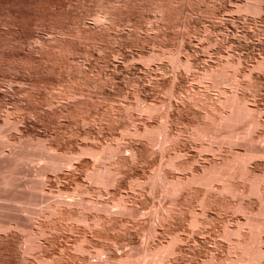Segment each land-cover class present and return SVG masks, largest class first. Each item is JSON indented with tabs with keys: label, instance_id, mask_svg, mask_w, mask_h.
Instances as JSON below:
<instances>
[{
	"label": "rangeland",
	"instance_id": "374dc122",
	"mask_svg": "<svg viewBox=\"0 0 264 264\" xmlns=\"http://www.w3.org/2000/svg\"><path fill=\"white\" fill-rule=\"evenodd\" d=\"M110 1H113V3L115 2L114 4L116 5V7L114 5H111L112 7L114 6L113 8L111 6H110V8H109V6L107 7V3L108 2L111 3ZM124 1L123 0H117V1L116 0H105V1L104 0H102V1L101 0H0V264H23V261H24V264H44L45 259L48 257L54 258L53 264H57V263L58 264H67V263L68 264H88L89 262L103 261V258L106 254H108V255L113 254V255H117L118 257L121 256V258L125 257L124 259L121 260L122 263L126 262L125 264H160V263H158V261L157 262L152 261L155 259L153 257V251H151V250L157 248L156 246H160V245L162 246L163 244L164 245L167 244V242H169L170 239H172L173 237H174L173 239L175 241L172 239L168 244H171L173 242L171 248L173 249L175 247L173 249L174 251L168 247L169 248L168 252H170V253L166 252L167 250H165V253H167V254L163 253L165 256H163V255L162 256L164 258V257H167L169 255V257L164 258V261H163L164 263L161 262V264H226L227 262H228L227 264H229V263L233 264V261H235L237 259L239 260L240 256L242 255V252L245 250V249L243 250L244 246L242 247V245H243L242 240L248 239L247 237L250 236L249 231H251L250 228H251V225H253V224H251V223H253L252 218H254L255 216L257 217V219L254 218V220H257L256 223H258V225L260 224V226L262 224V226L260 227L261 228L260 232L262 234L260 236L262 238L260 237L261 240L259 239V242L257 244H259V246L264 249V245L262 246V244L264 243V234H263L264 233V231H263L264 230L263 229L264 228V224H263L264 223V217H263L264 213L262 212L263 214H261V213L257 212L256 214L259 216H257L255 214V212L258 210L256 208H259V206H261L260 204L264 203V200H262L261 198H258L259 195H257V194H254L251 192L249 193V190H247L248 185H246L247 183L245 180H243L244 182H242V180H240L241 181L239 183L240 191H243V190L244 191L239 193V195L238 194L237 195L232 194L231 192H228V193L223 192L222 193L223 195H222L220 190L218 188H215V191H214V189H212L207 195H204V196H206L204 200H207L205 202H204V200H202L203 201L202 202L200 199L202 197L200 195V193L202 191L204 192L201 185L197 187V184H194V186L195 185L196 186L195 187L192 186V188H191L192 192L190 191V189H188V188L186 189V187H190V186L184 187L183 189L188 190V192H190L189 193L190 195L188 194V192L186 190L183 192L180 191L177 194V197L179 198V200H178V198H176L173 195L174 198L176 199L175 200L172 195L170 197L169 194L166 195L167 193H163L164 191H163L162 186L160 184L162 177L164 178L163 175L165 173H163V172H166L167 175H170L171 177L172 176L177 177L178 175L181 176V175H186V174L188 175V174H191V171H193L192 168H195V167L201 168V165H203L202 167H204V165L208 164L211 161H215V162L218 161L217 163H219L220 161L222 162L223 156L226 155V153L227 154L230 153V151H233L236 149L237 150L243 149L242 151H244V149L246 150L247 148H249L248 147L249 143L245 144V142L247 140L246 139L242 140V138L239 141H236L237 144H235L236 142H234V145L236 146V148L233 144L232 145L227 144V143L226 144L225 143L224 144L223 143H217L216 144V142H215L214 148L217 147L218 149H220L219 151H217V153H216V150H218V149L216 148V150H214L213 153H215V155H213V153H210V152H212L211 150L210 151L208 150V152H206L207 150L205 148H202V145L205 144L207 137H204V140L202 138V140L204 141L202 144L201 143L202 141L201 142L199 141L200 137L195 134V130H194L195 128L200 126V125H197L198 124V121H197L198 115L195 112L202 110L201 105L190 102V100L188 101V99L186 100V98H184L185 96L179 97L178 99H177V97H172L171 93L170 94L167 93V92H170L169 90H171V89H167V88H170L174 85V83L176 84V83H178V81L185 79L184 81H186L187 87L188 86L189 87L195 86L196 89L199 88L197 90L202 89L201 90L202 93L208 92L206 94H208V96L210 98L217 99L219 96L218 95V92H219L218 87H215V83H213L212 80H209V79L202 80V81H201V79L198 80L197 77H200V76H198L195 73L196 70L194 68H190V69H192V71L191 70L188 71V74H187L186 71H187L188 67L187 68L185 66H184L185 68L182 67V65H183L182 63H180V64H182L181 67L177 63H176L177 65L174 66V63H172V62L170 63L171 53H173V55H175V54L179 55V53H180V56L183 57L184 59H185V57L188 58V56L190 55L189 58L191 57V59H197L198 63L200 65L202 64L201 66L209 65V63L215 64L216 61L218 62V59L220 60V58H218V57H221V59H222V57H224L223 59H226L228 56H229V58H231V56L233 55L232 58L237 56V57H235V59L237 58V60H238V58H240L241 60H243V61H240L241 67L243 66L242 67L243 69H246L247 71H249V69L252 68V69H250L251 72L253 70H255L251 73V77L254 78V79L253 78H251V79H253L254 81L253 80L249 81V83H251L252 86L255 85L254 86L255 89L257 88L256 90L254 88H252V90H251L250 89L251 85H249V83H248L247 87H246L247 90L244 89V91L247 92V97H249L248 99H249L250 105L254 106L256 109L255 115L257 116V118L259 117L258 118L260 121L259 124L262 127L264 126L261 124V123L264 124V97H263L264 96V64H263V66H261V68H260V66H258L260 69H258V67L256 68L257 62H259V61L264 62V59H263L264 58V56H263L264 55V13H263L264 12L263 11L264 10V8H263L264 7V0H259V4L262 3L261 4L262 8H263L261 11L262 14L259 13V14H255V15L252 13L249 14L246 11L242 12L241 9H238L239 7L237 8V6H240L243 4L242 2H245L244 0H221V1H218V0H212V1L211 0H201L202 3L200 0H197V1L196 0H138V1L133 0L132 1L133 3L131 2V0H124ZM171 1H172V3H171ZM103 3H105L106 5ZM119 3H120V5H119ZM122 3H123V5H122ZM176 3H178V4H176ZM196 3H198L199 5ZM205 3L207 4L206 8H205V5H206ZM215 3H216V5H215ZM237 3H239V4L242 3V4L239 5ZM104 5H105V7H104ZM156 5L157 6H159V5L165 6L166 5L167 7L165 6V10H164V11H166V13L162 12L163 14H161V12H159V11H158V13L156 11H154V10H156V7H157ZM172 5H173V7H172ZM100 6H101V8H98ZM174 6H175V8H174ZM97 8H98V10H97ZM111 8H112V10H111ZM117 8H119V9H117ZM171 8L173 10L172 12H171ZM207 8H208V10H207ZM103 9L105 11L107 9V11H109L110 15H111V16H108L110 18H108V20L106 19L107 21L106 20L102 21L104 23V25L101 21H98V20L96 21L95 19H93V17L97 18L98 13L100 11H102ZM229 9H230V11H229ZM233 9L240 10V12L238 11L239 12L238 13L236 11L238 13L237 14L236 12H234ZM217 10H218V12H217ZM111 11L113 13H111ZM174 11H176V12H174ZM213 12H215L217 14L215 17H214L215 14ZM155 14H156V16H155ZM158 14H159V16H158ZM175 14H176V16H175ZM114 16H116V17H114ZM178 16L180 17V19ZM217 16H219L220 18ZM256 16H258V17H256ZM260 16H261V18H260ZM160 17H161V19H160ZM157 18L160 21H158ZM198 18H199V20H197ZM211 18H213V19H211ZM215 18L217 19V21ZM164 19L166 20V25H165ZM191 19H193V20H191ZM93 20L96 22H94ZM127 21L128 22L130 21L133 24L128 23ZM176 21H178V22H176ZM99 22H101V23H99ZM183 22L185 23V25L183 24ZM122 23H125V24H122ZM110 24H112V25H110ZM130 24H131V26H130ZM197 24H199V25L197 26ZM113 25H116L118 27V29L116 26H113ZM125 25H126V27H123ZM128 25H129L131 30H129ZM206 25L209 28H207ZM108 26H110V27H108ZM140 26H142V27H140ZM166 26H167V29H166ZM194 27H196V28H194ZM205 27L208 30L212 29V30H210L211 32L214 30L213 33L209 32V31H207V33H205L207 30ZM216 27H218V28H216ZM76 28H77V30H76ZM96 28H98V29H96ZM123 28H126V29H123ZM134 28H137V29L135 30ZM93 29H95V30H93ZM218 29H219V31H218ZM150 30L152 32H149ZM156 30H157V34H159V35L155 34ZM166 30H169V31H166ZM194 31H195V33H194ZM127 32H129V33H127ZM202 32H204V33L202 34ZM96 33H97V35H94ZM160 33H162V34H160ZM76 34H78V35H76ZM87 34L89 35V37ZM191 34L192 35L194 34V35L192 36ZM209 35L211 38L209 37ZM224 35H226V36H224ZM81 36H82V38H81ZM118 36L120 37V39ZM150 36H152V37H150ZM203 36L206 38H204ZM94 37L97 39H95ZM143 37H144V39H143ZM155 37H156V39H155ZM221 37L223 39H221ZM100 38H101V40H100ZM152 38H153V40H152ZM215 38H217V39H215ZM202 39H205V40H202ZM218 39L219 40L221 39V40L219 41ZM226 39H228V40H226ZM163 40H165L164 41L165 44H164ZM215 40H216V42H214ZM222 40H224V43L222 42ZM230 40L232 41V43L230 42ZM94 41H95V43H94ZM210 41H212V42L210 43ZM156 42H158L160 44H157ZM171 42H172V44H171ZM221 42H222V44H221ZM155 43L157 45H155ZM152 44H154V45H152ZM178 44H180V45L178 46ZM181 44H183V46H181ZM224 44H226L227 47ZM228 44H230V45H228ZM168 45H170L169 48L172 50H170L168 48ZM209 45H211V47H209L210 49L208 48ZM154 46H156V47H154ZM158 46L159 47L164 46V47L159 48ZM228 46L231 48H229ZM138 47H139V49H138ZM186 47H187V49H186ZM221 47H222V49H221ZM179 48L181 50H179ZM99 49H101L102 52ZM162 49L165 51L164 53H162L163 52ZM166 49H168V50H166ZM148 50H151V51H148ZM225 50H226V52H225ZM139 52L140 53L142 52V53L140 54ZM160 52L162 53L161 55H159ZM167 52H169V53H167ZM229 52L231 54L232 53L233 54L229 55ZM154 53H157V55ZM151 54L154 56H152ZM163 54H165V56ZM145 55L147 57H145ZM148 55H149V57L152 56V58H150V59H152L151 61H150V59L148 60ZM177 55H175V56H177ZM198 55H199V57H198ZM216 55H217V57H216ZM160 56H162V57H160ZM209 56H211L212 59ZM143 57L145 59L147 58V61ZM143 59L145 60V62ZM163 59H165L166 61ZM167 59H170V60H168L169 62L167 61ZM213 60H215V61H213ZM148 61H150V62H148ZM252 63L253 64L256 63L255 66ZM165 65H166V68H165ZM159 66L161 67L160 69H159ZM178 66H179V69L176 68ZM72 67H74V68H72ZM78 69L79 70L81 69L80 73H79ZM106 72H108V73L110 72V73L108 74ZM177 72H179V73L177 74ZM193 72H194V74L197 75V77L196 76L192 77V75L194 76ZM104 74L105 75L107 74V75L105 76ZM92 75H94V76H92ZM96 75H97V77H95ZM184 75L186 76V78ZM88 76H90L92 78H90ZM108 76H110V78ZM85 77H86V79H85ZM166 77L167 78L169 77L170 79L169 78L167 79ZM89 78H90V80H89ZM173 78H175V79L172 80ZM189 78H191L192 80ZM247 78L248 77L246 76L244 79L247 80ZM93 80H95V81L97 80L96 81L97 83ZM99 80H100V82H99ZM77 81H79V82H77ZM158 81H161V82L158 83ZM168 81H170V82H168ZM173 81H175V82H173ZM199 81L202 82V84ZM204 81H205V83H204ZM247 82H248V80H247ZM90 83H92V84H90ZM104 83H106V84H104ZM76 85H78V86H76ZM168 85H171V86L167 87ZM98 86L100 88L102 86L103 87L100 89ZM162 86H163V88H162ZM226 86H228V85H226ZM155 87H157V88L155 89ZM259 87H260V90H258ZM136 88H138V89L136 90ZM204 88L205 89L208 88V89L204 90ZM215 88H216V90H215ZM248 89H249V91H248ZM253 90L255 93L252 92ZM138 91L141 94L138 93ZM155 91H158V92L156 93ZM123 92H125L126 94ZM164 93L167 96L163 95ZM137 94H139V99H135L138 97V96H136ZM157 94L159 96H157ZM133 95H134V97H133ZM141 96H143V97H141ZM126 97L127 98L129 97L128 100ZM250 97H251V99H250ZM180 98H181V100H180ZM130 99L133 101L131 102ZM144 99H146L147 101L145 100L146 101L145 102ZM138 100H139V102H138ZM176 100H178L180 102H178ZM125 102H126V104H125ZM176 102L178 103V105ZM251 102L254 105L251 104ZM150 103H152V105H154V104L159 105L158 111H156V113L154 112L155 115L148 113L145 110L142 111L144 109V106L146 104H150ZM76 104H78V105H76ZM79 104L81 105V107ZM109 104H111V105H109ZM134 104L135 105L137 104V105L135 106ZM183 104H184V106H183ZM130 105H132V106L130 107ZM191 105H192V107H191ZM108 106H110V107H108ZM111 106H113V107L111 108ZM90 108H92V109H90ZM172 108H173V110H172ZM177 108H178V110H177ZM133 109H134V111H131ZM167 109H169V110H167ZM257 109H258V111H257ZM139 110H140L141 114L138 113ZM180 110H181V112H180ZM194 110H195V112H194ZM75 111H77V113ZM141 111L145 112V114H143ZM165 111H166V113H165ZM130 112H132L133 114ZM177 112H179L180 115ZM258 112H260V113H258ZM86 113L89 114L90 116L85 115ZM102 113L104 115H102ZM77 114H79V115H77ZM117 114H120V115H117ZM165 114L167 117H164ZM258 114L260 116H258ZM140 115H142V116H140ZM145 115H146V117H145ZM152 115H154L153 118H150V117H152ZM168 115H169V117H168ZM190 116H191V118H190ZM109 117H112V118H109ZM192 117H193V119H192ZM120 118H123V119H120ZM167 118L168 119L170 118L169 121L166 120ZM87 120H89V121H87ZM178 120H180V121H178ZM103 121H105L106 123ZM149 121L151 123H154L156 121L155 123H158V124L160 122H161V124L165 123V126L163 124L162 125L160 124L164 128L167 127L166 125L169 126V127H167L168 129L167 128H165V129H167V131L170 132L171 134L173 133L172 136H174L176 140H174V142H172L174 138H172V136H171L170 139L172 141L168 143L169 148L167 147V150L162 151L163 144H161V143L163 141L161 139V136L154 137L153 136L154 134H151V136H149L150 133L144 134V135L142 133L141 134L142 136L140 134H138L139 136L137 137V133L131 132V135L128 134L129 131H131V129H129V128H132V126H133V128H132V131H133L136 127H138V126L140 127V125L144 126V125H147L148 123L150 124ZM82 122H84V123L82 124ZM145 122H146V124H145ZM166 122H167V124H166ZM191 122H193V123H191ZM86 123H88L89 125H86ZM90 123H91V126H90ZM118 123H122V124H118ZM135 123L137 124L136 127H135ZM180 123H182V124H180ZM81 124L83 126L84 125H86V126H84V128H83V126ZM106 124H107V126H106ZM169 124H171V125H169ZM244 124L247 125V123L245 122L243 124L242 123L240 124L242 126H240V125L239 126L244 127ZM99 126H101L102 128ZM239 126H237V130L240 132L243 130V128H240ZM261 126H259V128H261ZM127 128H128V130H127ZM259 128L256 127V129H255L256 131H253L254 133L256 132L255 134L253 133L255 139L258 137L256 139L257 141L254 140L255 143L253 142L251 144L252 146L255 147V149L250 144H249V146L252 147L255 151H256V146H257V152H260L261 156L262 155L264 156V147H263L264 146V136H260V134L261 135L264 134L263 133L264 127L261 129H259ZM169 129H170V131H169ZM175 129H177L176 130L177 132L175 131ZM110 130H112V131H110ZM122 131H123V133H122ZM126 131H127V133H126ZM193 131H194V134L196 135V137L198 136L199 138L196 139L195 135L193 134ZM174 134H176V135H174ZM191 134H193V135H191ZM241 134H242V132L240 133V135ZM83 135L87 136V138L89 137L90 140L84 138ZM127 135H129L130 137ZM145 135H146V137H145ZM118 136L119 137L121 136L120 140H118L119 139ZM134 136H136V137H134ZM155 136H158V135H155ZM92 137H94V139ZM117 137H118V139H117ZM137 138H139L140 141ZM156 138H158V139H156ZM194 139H196L197 141ZM129 140H131V141H129ZM135 140H136V142H135ZM117 141H119V142L121 141L120 143L118 142L117 144L121 145V143H122V146L124 147V148H121V146H120V148H119V149H121L120 152L123 149L124 150L122 151V153H119L115 148L114 150H112L113 152L111 151V152H109V155H107L108 157L110 156L109 159L104 158V159H107V161L104 159L102 160L103 157H100L101 159L99 158V160H98V158H95V156L92 152V149H90V150L88 149L91 147L93 148L95 146L96 147L102 146V144H105L104 146L112 145V144L116 145ZM240 141H242V142H240ZM96 143H98L99 145ZM126 143L128 145H126ZM159 144L162 146L160 147ZM194 144H195V146H194ZM219 144H220V146H217ZM221 144H222V146H221ZM244 144L247 146V147L245 146L246 148L242 147V146H244ZM89 145L91 147H89ZM118 145H117V147H119ZM172 145H174V146H172ZM200 145H201V148H198V147H200ZM72 146H73V149H72ZM81 146H83V147L86 146V151H85V148H82ZM182 146H183V148H182ZM232 146L234 148L233 150L231 149ZM139 148H141V149H139ZM184 148H186V149H184ZM199 149L201 150V152ZM202 150H204V151H202ZM87 151H89L90 153ZM225 151H229V152H225ZM74 152H75V154L73 155L72 153H74ZM76 152H78V153H76ZM80 152H82V153H80ZM134 152H136V153H134ZM161 152H162V155H161ZM180 152L182 154H180ZM190 152H191V154H190ZM199 152L203 153V154L200 155ZM204 152H206V153H204ZM146 153H147V155H146ZM167 153H168V155H167ZM176 153H178V154L174 160L177 163H179V162L183 163V161H188L187 163L190 164V163H193L195 160H197V163L195 161L194 165H190L191 167L187 166V163L185 164V166L183 165L182 167H181L182 164L178 165V167H181V168L173 166L175 168L174 169L173 167L170 166V163H168L169 162L168 158L173 156V155H176ZM185 153H187V154H185ZM88 154L90 157L88 156ZM170 154H171V156H170ZM204 154H205V156H204ZM140 155H142V156H140ZM164 155H165V157H164ZM179 155H181L180 157L183 156V161H182V158L181 159H180V157L178 158ZM199 155H200V157H198ZM114 156H116V157H114ZM159 156L162 157V159ZM258 156L259 157L256 156L255 158H253L255 160H253V161H252V159L250 160L249 167L251 168V166H252L251 169H255L256 171H257V169H259L257 172L261 173V174L263 173V175H264V157L262 156L260 158L259 153H258ZM91 158H93V159H91ZM110 158H112V159L115 158V160L113 161ZM130 158H132V159H130ZM221 158H222V160H221ZM256 158H258V159H256ZM94 159H97L98 161H100V163L98 164V161L97 160L95 161ZM166 159H167V161H166ZM119 160H121V162H120L119 166H116L115 162H117ZM207 160H208V162H207ZM131 161H133V162H131ZM110 162H112V163H110ZM113 162H114V168H116L114 170V172L112 171L113 172L112 174L109 173L106 176L107 180H105V183L103 185L98 184V182H97V184H98L97 185L95 183L97 181L96 176L92 173L93 170L95 169L94 171L102 172L103 170H105L104 166L106 164L107 165L113 164ZM166 162L168 165H164V163H166ZM94 163H96V165H93ZM258 163H260V164H258ZM159 165H163V166H159ZM167 166H170L171 168L170 167L168 168ZM192 166H194V167H192ZM96 167H97V169H96ZM111 167H112V165H111ZM187 167H188L189 171L188 170L186 171ZM101 168H103V169H101ZM183 168H184V170H183ZM91 169H93L92 172L90 171ZM172 169H174V170H172ZM140 173H141V175H140ZM173 173H174V175H173ZM177 173H178V175H177ZM115 174H119L118 175V178H120L119 180H117L118 178ZM123 174L125 177L123 176ZM109 175H110V177H108ZM167 175L165 177H167ZM138 176H139V178H138ZM170 176H168V177H170ZM131 178L133 179L132 182L130 180ZM142 179L144 180V182H142L143 181ZM159 179H161V180L158 182ZM113 180L114 181L116 180L117 183L114 182ZM134 180H135V182H134ZM137 180L141 181V182H136ZM263 180H264V178H263ZM110 181H111V183H109ZM112 182H114L115 185H113ZM129 182L132 186H133L132 183H135V184L137 183L138 185L139 184H142V185L138 186L137 184L136 185L134 184V186L132 187L129 184ZM122 183H123V185H122ZM156 183H157V186H156ZM244 183H246V184H244ZM111 184L115 187L113 188V186ZM125 184L127 187L125 186ZM77 185H79V186H77ZM130 186H131V189L129 188ZM87 187H89V188H87ZM123 187H125V189ZM117 188H118V190H117ZM244 188L247 190V192H245L246 190ZM91 189H92V191H91ZM194 190H195V192H194ZM218 190L220 193L219 192L217 193ZM154 191H155V193H154ZM77 192H79V193L77 194ZM124 192H125V194H124ZM127 192H128V194H127ZM89 193H92V194H89ZM121 193H123V194H121ZM79 194L80 195L82 194V196H80ZM88 194H89V197H88ZM95 194H98V195H95ZM196 194L199 195L200 198H198V196H196ZM204 194H206V192H204ZM227 194H228V196L226 197ZM250 194L252 196L254 195L255 197L254 196L252 197ZM73 195H75V196H73ZM119 195H121L122 198H123V196L124 197L126 196L123 199L126 201L129 209L126 208L125 210L120 211L119 207H115V204H116L115 201H117L116 197L121 198ZM242 195L245 196L246 199H243ZM247 195H249L251 198H248L249 196H247ZM84 196H87V197H84ZM94 196L98 197V198H95ZM194 196H196V197H194ZM214 196H215V198H214ZM232 196H233V198H231ZM236 196L237 197L240 196L241 198H236ZM80 197L82 198L81 200H80ZM163 197L164 198L166 197L165 199H167V200H164L165 202H163V199H164ZM169 197L172 199L171 202H170ZM184 197H186V200H184L185 199ZM158 198L161 199V201ZM234 198H235V200L237 199L238 201H235ZM217 199H221V200L217 201ZM222 200H224V201H222ZM225 200H226V203H225ZM113 201H114V203H113ZM172 201H173V204H175L174 202L176 201L177 206L172 204V206H173L172 207L170 204V203H172ZM178 201H181V202H178ZM243 201H245V202H243ZM102 202L104 205L102 204ZM129 202H132V203L129 204ZM198 202L201 203L200 206L201 205L204 206V209H203V207H200L198 205ZM152 203H153V206H151ZM202 203H205L207 205V207L205 204L203 205ZM238 203H240V204H238ZM241 203H242V205H241ZM158 204H159L160 208L158 207ZM168 204H169V206H168ZM246 204L248 207L246 206ZM132 205H133V207H132ZM184 205H185V207H184ZM208 205H209V208H208ZM237 205L240 206V208H239L240 212L239 213H238L239 210H238ZM244 205L247 208H245ZM75 206H77V207H75ZM164 206H165V209L162 210L164 208ZM58 207H59V210L62 209V208L60 209V207H63L64 210L70 209L71 210V216H70V214L69 215L66 214L67 216H63V215L58 216L57 214H54L55 212L53 210L55 208H57L56 210H57V212H59ZM174 207H176V208L178 207L179 210H178V208L174 209ZM187 207H189V208H187ZM191 207H192V209H191ZM227 207L229 210L231 209L230 214H228L229 211H227ZM234 207L235 208L237 207V208L235 209ZM241 207H243L244 209ZM116 208H118L119 210H117ZM201 208H202V211L204 210V212H201ZM92 209L95 210V212L93 211L94 213H92ZM114 209H116V210H114ZM155 209H157V211ZM169 209H170V212H167V210L169 211ZM180 209H181V211H180ZM250 209H252V211ZM108 210H109V213H108ZM191 210L196 211L195 213L194 212L191 213L192 216H190L191 214H188ZM232 210L235 214L232 212ZM97 211H99V212H97ZM161 211H164V212L162 213ZM242 211H243V213H241ZM250 211L252 212L253 215L250 213ZM253 211H254V213H253ZM151 212L153 214H151ZM166 212H167V215H165ZM219 212H220V214H219ZM245 212L246 213L248 212V213L246 214ZM72 213H73V215H72ZM115 213H117V215ZM168 213H170L169 216H168ZM197 213L198 214L200 213L199 215L202 217L198 218ZM212 213H213V215H212ZM232 213H233V215H232ZM52 214H54V215H52ZM162 214L164 215V217H162L163 216ZM171 214H173V215H171ZM248 214H250L249 215L250 218H249ZM159 215H161V216H159ZM244 215H247V216L245 217ZM68 216H70V217H68ZM213 216H214V218H213ZM226 216H227V218H226ZM49 217L52 220L49 219ZM103 217H106V218H103ZM159 217H161L162 220ZM192 217L194 218L193 220L190 219ZM195 217H196V219H195ZM247 217H248V219H247ZM98 218L102 219L103 221L101 222V220H99ZM111 218H113V219L115 218V220L117 219L118 222L114 220L115 222L113 221V223H112V221L108 220ZM163 218H164V220H163ZM197 218H198V220H197ZM159 219H160V221H159ZM225 219H226V221H225ZM250 219H252V220H250ZM258 219H259V222H258ZM67 220H70V221H68V224H67ZM119 220H122V221H119ZM190 220L192 221V223H189ZM236 220L238 222H241L242 220L246 221V222H241V225H239L240 223L237 224ZM90 221L93 222L94 225ZM97 221H98V223H97ZM161 221H163V222H161ZM229 221L231 223H229ZM103 222H105V223H103ZM160 222L163 224H161ZM185 222H187V223H185ZM201 222H202L203 226L205 227V229H204V227H201V225H202ZM223 222H225V223H223ZM157 223H159V225ZM188 223L191 224L193 229L191 228V226ZM220 223H222V224H220ZM100 224L103 227V229H102V227L99 228ZM120 224H121V227H120ZM192 224L193 225L195 224L196 226H193ZM122 225H124V226H122ZM197 225H198V227H197ZM245 225H246V229H245ZM94 226H95V228H94ZM39 227H40V229L42 228V230L44 231L43 234L44 235L46 234V237L43 234L41 235V233L43 232L42 230H41V232H38V230L40 231ZM91 227L93 229H91ZM182 227L184 230H182ZM187 227L188 228L190 227V228L188 229ZM43 228H46V229H43ZM50 228H53V229H50ZM69 228H71V229H69ZM155 228L156 229L158 228L157 232H156ZM173 228H175V229H173ZM198 228L201 230H198ZM47 229H48V231H47ZM194 229H195V231H194ZM234 229L236 230V233L234 232L235 231ZM239 230H240V233L242 235L239 232L237 234V231H239ZM178 231H179V233L183 232L182 233L183 235L182 234L178 235ZM184 231H186V232H184ZM87 232H88V234H87ZM112 232H113V234H111ZM230 232L233 236L230 234ZM226 233H227V235H226ZM248 233H249V236H248ZM151 234H152V237H151ZM222 234H223V236L225 235L226 238L221 236ZM47 235L48 236L51 235V236L48 237ZM84 235H86V236H84ZM98 235H101V236H98ZM176 235L178 236L179 240H178ZM102 236H104V237H102ZM230 236H232L233 238ZM239 236L240 237L243 236L244 238L241 239ZM80 237L84 241H82V239ZM237 237L240 238L241 240L238 239ZM78 239L79 240L81 239L80 241H78L79 245L83 244L82 246L87 248V249L78 248V247H80L79 245L77 246V243H78L77 240ZM149 239H150V241H149ZM228 239H229V242H228ZM181 240H182V242H180ZM207 240H208V242H207ZM230 240H234V241H232V243H234V244L230 243L231 242ZM238 240H240V241H238ZM211 241H213V242H211ZM235 241H238L239 243L235 242ZM83 242H86V243H83ZM175 242H177L178 246H176L177 244ZM179 242H180V244H179ZM89 243H90V245H88ZM216 243H218V244H216ZM205 244H206V246H203ZM220 244L223 246H221ZM238 244H239V247H238ZM32 245H33V248L31 247ZM228 245H230V246H228ZM44 246L46 248H44ZM66 246L68 248H66ZM100 246H102V247L104 246L102 249L103 251L100 249ZM111 246H112V248H111ZM132 246H133V248H132ZM59 247L61 249L62 248H64V249L61 250ZM91 247H92V249L89 250V248H91ZM130 247L133 251H130L131 250ZM240 247H242V248L240 249ZM30 248H31V254H30V250H28ZM35 248H37V250ZM135 248H137V249H135ZM234 248L236 251L234 250ZM33 249L36 250L37 252L34 251ZM78 249L79 250L82 249L83 251L82 250L79 251ZM99 249H100V251H98ZM128 249H129V251H128ZM165 249H167V248H165ZM180 249H181V251H180ZM24 250H25V252H23ZM45 250H47V251H45ZM66 250H67V252H66ZM73 250L77 251V253H75V251L73 252ZM85 250H89V251H87V254L84 252ZM204 250L206 252H204ZM210 250H211L212 254L210 253ZM229 250H231V251H229ZM28 251H29V253H27ZM223 251H224V253H223ZM62 252L64 254H62ZM101 252H105V254H103L102 257H99V254ZM174 252H176V255H174L175 254ZM234 252H235V254H234ZM69 253H71V254H69ZM80 253L82 255L84 254L85 256L84 255L81 256ZM148 253H149V255L147 256ZM236 253L237 254L241 253V255L239 256V254H238L239 257H236L237 256ZM244 253H245V251H244ZM144 254H146V256H144ZM246 254L249 255L250 253L249 254L246 253ZM246 254L242 255V257H241L242 259L240 258L241 259V260H239L240 262L243 259H245L242 261L241 264H259L260 263L259 256L256 255L258 257V259H257V257L248 258V256ZM29 255H31V256L29 257ZM32 255L34 256L33 258H32ZM70 255H72V256H70ZM129 255H130V257H129ZM172 255H174V256H172ZM260 255H261L260 257H261L262 261H264V259L262 258V257H264L263 253ZM57 256H58V258H57ZM61 256L64 258H61ZM68 256H70L71 258ZM73 256H75V257H73ZM141 258L143 259V261ZM163 258H162V260H163ZM232 258H237V259H232ZM30 259H32V261ZM40 259H41V261L43 260L42 261L43 263L42 262L40 263ZM49 259H51V258H49ZM57 259L59 261H57ZM139 259H141V260H139ZM79 260H81V261H79ZM56 261H57V263H56ZM121 261H117V263H114V264H119ZM239 261H238V263L236 261L235 262L237 264H240ZM262 261L260 264H264V262H262ZM25 262H27V263H25ZM47 262L45 264H49L50 260L48 263ZM50 264H52V263H50Z\"/></svg>",
	"mask_w": 264,
	"mask_h": 264
},
{
	"label": "bare ground",
	"instance_id": "6f19581e",
	"mask_svg": "<svg viewBox=\"0 0 264 264\" xmlns=\"http://www.w3.org/2000/svg\"><path fill=\"white\" fill-rule=\"evenodd\" d=\"M102 1V0H101ZM105 1V0H104ZM117 1V0H116ZM124 1V0H123ZM133 0H131V2H132ZM136 1V0H135ZM138 1V0H137ZM197 1V0H196ZM201 1V0H200ZM212 1V0H211ZM218 1H221V0H218ZM245 2H242V3H240V4H242V5H240L239 3H237V4H239L240 6H237V8L238 9H241V11L243 12V11H246L247 13H252V14H262L261 13V11H262V9L264 8H262V3L261 4H259V0H244ZM94 2V1H93ZM97 2V1H96ZM111 3H107V7L109 6V8H110V6L111 5H114L115 7H116V5L113 3V1H110ZM119 2V1H118ZM125 2V1H124ZM128 2V1H127ZM209 2V1H208ZM214 2V1H213ZM102 3V2H101ZM133 3V2H132ZM168 3V2H167ZM171 3H172V1H171ZM175 3V2H174ZM201 3H202V1H201ZM200 3V4H201ZM217 3V2H216ZM216 3H215V5H216ZM95 4V3H94ZM103 4H105V3H103ZM109 4V5H108ZM176 4H178V3H176ZM196 4H198V3H196ZM206 4V3H205ZM101 5V4H100ZM106 5V4H105ZM105 5H104V7H105ZM119 5H120V3H119ZM122 5H123V3H122ZM181 5V4H180ZM199 5V4H198ZM202 5V4H201ZM212 5V4H211ZM221 5V4H220ZM92 6V5H91ZM95 6V5H94ZM113 6V7H114ZM155 6V5H154ZM157 6V5H156ZM166 6V5H165ZM165 6L164 5H159V6H157L156 7V10H154V11H156L157 13H158V11L159 12H161V14H163L164 12L166 13V11H164L165 10ZM206 6H207V4L205 5V8H206ZM214 6V5H213ZM103 7V6H102ZM112 7V6H111ZM112 7V8H113ZM122 7V6H121ZM167 7V6H166ZM172 7H173V5H172ZM180 7V6H179ZM194 7V6H193ZM196 7V6H195ZM201 7V6H200ZM203 7V6H202ZM98 8H101V6L100 7H98ZM98 8H97V10H98ZM112 8H111V10H112ZM150 8V7H149ZM152 8V7H151ZM170 8V7H169ZM174 8H175V6H174ZM204 8V7H203ZM94 9V8H93ZM117 9H119V8H117ZM167 9V8H166ZM180 9V8H179ZM211 9V8H210ZM214 9V8H213ZM224 9V8H223ZM227 9V8H226ZM96 10V11H97ZM104 10V9H103ZM100 11L99 13H98V16H97V18L95 17H93V19H95L96 21L98 20V21H104V20H108V18H110V17H108V16H111L110 15V12L109 11H107V9H106V11L104 10V11ZM110 10V9H109ZM168 10V9H167ZM201 10V9H200ZM206 10V9H205ZM207 10H208V8H207ZM219 10V9H218ZM218 10H217V12H218ZM228 10V9H227ZM226 10V11H227ZM234 10V12H240V10H235V9H233ZM232 10V11H233ZM170 11V10H169ZM173 10H172V8H171V12H172ZM224 11V10H223ZM229 11H230V9H229ZM264 11V10H263ZM95 12V11H94ZM119 12V11H118ZM117 12V13H118ZM163 12V13H162ZM174 12H176V11H174ZM173 12V13H174ZM205 12V11H204ZM207 12V11H206ZM225 12V11H224ZM236 12V13H237ZM238 12V13H239ZM96 13V14H97ZM111 13H113L112 11H111ZM168 13V12H167ZM215 15H214V17L217 15L215 12H213ZM221 13V12H220ZM237 13V14H238ZM245 13V12H244ZM264 13V12H263ZM115 14V13H114ZM169 14V13H168ZM223 14V13H222ZM246 14V13H245ZM240 15V14H239ZM248 15V14H247ZM152 16V15H151ZM155 16H156V14H155ZM158 16H159V14H158ZM175 16H176V14H175ZM242 16V15H241ZM114 17H116V16H114ZM169 17V16H168ZM179 17V16H178ZM177 17V18H178ZM217 17H219V16H217ZM250 17V16H249ZM256 17H258V16H256ZM113 18V17H112ZM163 18V17H162ZM193 18V17H192ZM196 18V17H195ZM220 18V17H219ZM218 18V19H219ZM260 18H261V16H260ZM158 19V18H157ZM160 19H161V17H160ZM179 19H180V17H179ZM211 19H213V18H211ZM216 19V18H215ZM253 19V18H252ZM106 20V21H107ZM112 20V19H111ZM114 20V19H113ZM165 20V19H164ZM163 20V21H164ZM185 20V19H184ZM183 20V21H184ZM191 20H193V19H191ZM197 20H199V18L197 19ZM249 20V19H248ZM94 21V20H93ZM96 21H94V22H96ZM156 21V20H155ZM158 21H160L159 19H158ZM162 21V20H161ZM168 21V20H167ZM173 21V20H172ZM171 21V22H172ZM188 21V20H187ZM213 21V20H212ZM216 21H217V19H216ZM220 21V20H219ZM101 22H99V23H101ZM112 22V21H111ZM114 22V21H113ZM128 22V21H127ZM176 22H178V21H176ZM181 22V21H180ZM185 22V21H184ZM183 22V24L185 25V23ZM192 22V21H191ZM253 22V21H252ZM98 23V24H99ZM103 23V22H102ZM128 23H132V22H128ZM95 24V23H94ZM97 24V23H96ZM106 24V23H105ZM122 24H125V23H122ZM133 24V23H132ZM103 25H104V23H103ZM110 25H112V24H110ZM162 25V24H161ZM165 25H166V20H165ZM169 25V24H168ZM174 25V24H173ZM189 25V24H188ZM194 25V24H193ZM192 25V26H193ZM199 24H197V26H198ZM217 25V24H216ZM93 26V25H92ZM113 26H116V25H113ZM130 26H131V24H130ZM133 26V25H132ZM178 26V25H177ZM191 26V25H190ZM195 26V25H194ZM214 26V25H213ZM89 27V26H88ZM100 27V26H99ZM108 27H110V26H108ZM117 27V26H116ZM123 27H126V25L125 26H123ZM128 27H129V25H128ZM140 27H142V26H140ZM171 27V26H170ZM186 27V26H185ZM201 27V26H200ZM204 27V26H203ZM206 27H207V25H206ZM205 27V28H206ZM212 27V26H211ZM90 28V27H89ZM95 28V27H94ZM122 28V27H121ZM188 28V27H187ZM194 28H196V27H194ZM207 28H209V27H207ZM206 28V29H207ZM213 28V27H212ZM216 28H218V27H216ZM84 29V28H83ZM96 29H98V28H96ZM103 29V28H102ZM117 29H118V27H117ZM123 29H126V28H123ZM135 30L137 29V28H134ZM133 29V30H134ZM151 29V28H150ZM154 29V28H153ZM158 29V28H157ZM163 29V28H162ZM166 29H167V26H166ZM169 29V28H168ZM189 29V28H188ZM205 29V30H206ZM215 29V28H214ZM222 29V28H221ZM76 30H77V28H76ZM86 30V29H85ZM88 30V29H87ZM92 30V29H91ZM93 30H95V29H93ZM111 30V29H110ZM129 30H131L130 29V27H129ZM141 30V29H140ZM160 30V29H159ZM186 30V29H185ZM192 30V29H191ZM202 30V29H201ZM210 30H212V29H207L206 30V32L205 33H207V31H209V32H211ZM89 31V30H88ZM103 31V30H102ZM106 31V30H105ZM118 31V30H117ZM116 31V32H117ZM161 31V30H160ZM166 31H169V30H166ZM165 31V32H166ZM214 31V30H213ZM213 31L211 32V33H213ZM218 31H219V29H218ZM92 32V31H91ZM108 32V31H107ZM111 32V31H110ZM119 32V31H118ZM117 32V33H118ZM123 32V31H122ZM139 32V31H138ZM148 32V31H147ZM149 32H152L151 30L149 31ZM154 32V31H153ZM164 32V31H163ZM187 32V31H186ZM197 32V31H196ZM201 32V31H200ZM208 32V33H209ZM216 32V31H215ZM222 32V31H221ZM94 33V32H93ZM104 33V32H103ZM115 33V32H114ZM127 33H129V32H127ZM142 33V32H141ZM168 33V32H167ZM194 33H195V31H194ZM204 32H202V34H203ZM224 33V32H223ZM110 34V33H109ZM119 34V33H118ZM155 34H157V30L155 31ZM160 34H162V33H160ZM199 34V33H198ZM201 34V33H200ZM70 35V34H69ZM74 35V34H73ZM76 35H78V34H76ZM80 35V34H79ZM88 35V34H87ZM94 35H97V33L96 34H94ZM100 35V34H99ZM116 35V34H115ZM124 35V34H123ZM148 35V34H147ZM157 35H159V34H157ZM166 35V34H165ZM168 35V34H167ZM190 35V34H189ZM192 35V34H191ZM194 35V34H193ZM192 35V36H193ZM229 35V34H228ZM71 36V35H70ZM102 36V35H101ZM104 36V35H103ZM108 36V35H107ZM120 36V35H119ZM118 36V37H119ZM137 36V35H136ZM139 36V35H138ZM155 36V35H154ZM164 36V35H163ZM199 36V35H198ZM217 36V35H216ZM224 36H226V35H224ZM77 37V36H76ZM88 37H89V35H88ZM96 37V36H95ZM94 37V38H95ZM141 37V36H140ZM147 37V36H146ZM150 37H152V36H150ZM204 37V36H203ZM209 37H210V35H209ZM219 37V36H218ZM223 37V36H222ZM221 37V39H223ZM228 37V36H227ZM73 38V37H72ZM81 38H82V36H81ZM109 38V37H108ZM117 38V37H116ZM115 38V39H116ZM139 38V37H138ZM142 38V37H141ZM140 38V39H141ZM202 38V37H201ZM204 38H206V37H204ZM211 38V37H210ZM233 38V37H232ZM236 38V37H235ZM85 39V38H84ZM95 39H97V38H95ZM99 39V38H98ZM119 39H120V37H119ZM139 39V40H140ZM143 39H144V37H143ZM142 39V40H143ZM147 39V38H146ZM149 39V38H148ZM155 39H156V37H155ZM209 39V38H208ZM215 39H217V38H215ZM220 39V40H221ZM237 39V38H236ZM80 40V39H79ZM100 40H101V38H100ZM117 40V39H116ZM152 40H153V38H152ZM202 40H205V39H202ZM212 40V39H211ZM219 40V39H218ZM219 40V41H220ZM226 40H228V39H226ZM232 40V39H231ZM230 40V42L232 43V41ZM106 41V40H105ZM135 41V40H134ZM137 41V40H136ZM159 41V40H158ZM165 40H163V42H164ZM208 41V40H207ZM206 41V42H207ZM239 41V40H238ZM91 42V41H90ZM153 42V41H152ZM176 42V41H175ZM183 42V41H182ZM186 42V41H185ZM212 41H210V43H211ZM214 42H216V40L214 41ZM222 42L224 43V40H222ZM222 42H221V44H222ZM64 43V42H63ZM94 43H95V41H94ZM157 44H160V43H158V42H156ZM155 43V45H157ZM189 43V42H188ZM209 43V44H210ZM226 43V42H225ZM229 43V42H228ZM234 43V42H233ZM102 44V43H101ZM162 44V43H161ZM164 44H165V42H164ZM171 44H172V42H171ZM170 44V45H171ZM187 44V43H186ZM213 44V43H212ZM216 44V43H215ZM240 44V43H239ZM97 45V44H96ZM152 45H154V44H152ZM170 45H168V48H169V46ZM180 44H178V46H179ZM189 45V44H188ZM205 45V44H204ZM220 45V44H219ZM224 45H226V44H224ZM228 45H230V44H228ZM243 45V44H242ZM98 46V45H97ZM166 46V45H165ZM172 46V45H171ZM181 46H183V44H181ZM154 47H156V46H154ZM159 47V46H158ZM160 47H162V46H160ZM159 47V48H160ZM164 47V46H163ZM162 47V48H163ZM209 47H211V45H209L208 46V48ZM223 47V46H222ZM222 47H221V49H222ZM226 47H227V45H226ZM229 47V46H228ZM183 48V47H182ZM229 48H231V47H229ZM228 48V49H229ZM65 49V48H64ZM137 49V48H136ZM138 49H139V47H138ZM142 49V48H141ZM170 49V48H169ZM184 49V48H183ZM186 49H187V47H186ZM210 49V48H209ZM208 49V50H209ZM99 50H101V49H99ZM105 50V49H104ZM163 50V49H162ZM166 50H168V49H166ZM170 50H172V49H170ZM169 50V51H170ZM179 50H181L180 48H179ZM189 50V49H188ZM220 50V49H219ZM148 51H151V50H148ZM193 51V50H192ZM207 51V50H206ZM211 51V50H210ZM216 51V50H215ZM101 52H102V50H101ZM153 52V51H152ZM157 52V51H156ZM165 51L163 50V52L162 53H164ZM171 52V51H170ZM220 52V51H219ZM225 52H226V50H225ZM104 53V52H103ZM140 53V52H139ZM142 53V52H141ZM140 53V54H141ZM161 52H160V54L159 55H161L162 54ZM167 53H169V52H167ZM179 53V52H178ZM189 53V52H188ZM196 53V52H195ZM100 54V53H99ZM102 54V53H101ZM139 54V55H140ZM149 54V53H148ZM153 54V53H152ZM151 54V55H152ZM154 54H156L157 55V53H154ZM175 54V53H174ZM187 54V53H186ZM222 54V53H221ZM231 53L229 52V55H230ZM233 54V53H232ZM231 54V55H232ZM147 55V54H146ZM145 55V57H147ZM155 55V56H156ZM164 56H165V54H163ZM170 55V54H169ZM172 55V56H171ZM171 55H170V57H171V60L170 59H167V61L168 60H170V63L172 62V63H174V66L175 65H179L180 67H181V65H182V67H188L187 68V74H188V71H192V69H190V68H194L196 71H195V73L198 75V76H200V77H197V75L196 74H194V72H193V74H194V76L192 75V77H197L198 78V80H200L201 79V81L202 80H206V79H209V80H212L213 81V83H215V87H218V98L217 99H212V98H210L209 96H208V94H206V93H208V92H201V90H197V89H199V88H195V86L194 87H187V83H186V81H184L183 79L182 80H180V81H178V83H174V85L172 86V87H170V88H167V89H171V90H169L170 92H167L168 94H172V97H177V99L179 98V97H184V98H186V100L188 99V101L190 100V102H193V103H196V104H199V105H201V108H202V110H199V111H197V112H195V110H194V112L195 113H197V115H198V124L197 125H200V126H198L197 128H195L194 130H195V134L196 135H198L197 137H196V135L194 134V131H193V134L195 135V137H196V139L197 138H199V141L203 144V140H204V137H207V140H206V142H205V144H201L202 145V148H205L207 151L206 152H208V150L210 151H212V152H210V153H213L214 152V150H216V148H214V144H215V142H216V144L217 143H227V144H230V145H234V142H236V141H239L241 138H242V140L243 139H246L247 141L245 142V144L246 143H249L250 145L254 142L255 143V141H257L256 139L258 138H256L255 139V137H254V135H253V131H256L255 129H256V127L257 128H259V126H261L259 123H260V121H259V117L257 118V116L255 115V107L254 106H251L250 105V102H249V97H247V92H245L244 91V89H246V87H247V84L249 83V81H252L254 78L253 77H251V73L253 72V71H255V70H253L252 72L250 71V69H252V68H248L249 69V71H247L246 69H243L242 67H241V62L240 61H243V60H241L240 58H238V60H237V58L235 59V57H237V56H235L234 58H232V56H231V58H229V56L226 58V59H223L224 57H222V59H221V57H218V58H220V60L218 59V62L216 61V63L215 64H210L209 63V65H205V66H201L199 63H198V61H197V59H191V57L189 58V56H188V58L187 57H185V59L183 58V57H181L180 56V53H179V55H177V54H175V55H177V56H175V55H173V53H171ZM182 55V54H181ZM197 55V54H196ZM211 55V54H210ZM228 55V54H227ZM226 55V56H227ZM238 55V54H237ZM101 56V55H100ZM142 56V55H141ZM144 56V55H143ZM152 56H154V55H152ZM152 56L151 57H149V55H148V60L150 59V58H152ZM163 56V57H164ZM221 56V55H220ZM223 56V55H222ZM246 56V55H245ZM244 56V57H245ZM264 56V55H263ZM157 57V56H156ZM159 57V56H158ZM160 57H162V56H160ZM169 57V56H168ZM181 57V58H180ZM194 57V56H193ZM198 57H199V55H198ZM207 57V56H206ZM210 58H211V56H209ZM216 57H217V55H216ZM144 58V57H143ZM167 58V57H166ZM187 58V59H186ZM204 58V57H203ZM243 58V57H242ZM253 58V57H252ZM145 59V58H144ZM143 59V60H144ZM154 59V58H153ZM212 59V58H211ZM216 59V58H215ZM246 59V58H245ZM251 59V58H250ZM249 59V60H250ZM264 59V58H263ZM262 59V60H263ZM146 61H147V58L145 59ZM145 60H144V62H145ZM152 59H150V61H151ZM163 60H165V59H163ZM199 60V59H198ZM205 60V59H204ZM257 60V59H256ZM259 60V59H258ZM150 61H148V62H150ZM166 61V60H165ZM207 61V60H206ZM213 61H215V60H213ZM84 62V61H83ZM82 62V63H83ZM169 62V61H168ZM246 62V61H245ZM147 63V62H146ZM177 63V64H176ZM180 63H182V64H180ZM79 64V63H78ZM77 64V65H78ZM208 64V63H207ZM243 64V63H242ZM248 64V63H247ZM253 64V63H252ZM256 64V63H255ZM255 64H253L254 66H255ZM263 64H264V62L263 61H259V62H257V66H256V68L258 67V66H260V68H261V66H263ZM76 65V66H77ZM173 65V64H172ZM252 65V66H253ZM80 66V65H79ZM78 66V67H79ZM82 66V65H81ZM84 66V65H83ZM161 66V65H160ZM159 66V69L161 68ZM164 66V65H163ZM179 66L178 67H176L177 69H179ZM85 67V66H84ZM184 67V68H185ZM247 67V66H246ZM72 68H74V67H72ZM71 68V69H72ZM76 68V67H75ZM165 68H166V65H165ZM183 68V69H184ZM259 67H258V69H260ZM182 69V70H183ZM189 69V70H188ZM81 70V69H80ZM80 70L78 69V71H79V73H80ZM186 70V69H185ZM104 71V70H103ZM102 71V72H103ZM194 71V70H193ZM100 72V71H99ZM116 72V71H115ZM164 72V71H163ZM182 72V71H181ZM78 73V72H77ZM106 73H108V72H106ZM110 73V72H109ZM108 73V74H109ZM179 72H177V74H178ZM191 73V72H190ZM102 74V73H101ZM100 74V75H101ZM113 74V73H112ZM192 74V73H191ZM105 75V74H104ZM107 75V74H106ZM105 75V76H106ZM114 75V74H113ZM92 76H94V75H92ZM180 76V75H179ZM185 76V75H184ZM244 76V77H243ZM248 77L247 78V80H248V82H247V80L246 79H244L245 77ZM250 76V77H249ZM253 76V75H252ZM88 77H90V76H88ZM95 77H97V75L95 76ZM109 78H110V76H108ZM107 77V78H108ZM191 77V76H190ZM90 78H92V77H90ZM90 78H89V80H90ZM167 78V77H166ZM169 78V77H168ZM167 78V79H168ZM185 78H186V76H185ZM196 78V79H197ZM251 78H253V79H251ZM85 79H86V77H85ZM100 79V78H99ZM170 79V78H169ZM175 78H173L172 80H174ZM189 79H191V78H189ZM251 79V80H250ZM84 80V79H83ZM88 80V79H87ZM192 80V79H191ZM93 81H95V80H93ZM97 81V80H96ZM95 81V82H96ZM163 81V80H162ZM254 81V80H253ZM76 82V81H75ZM77 82H79V81H77ZM99 82H100V80H99ZM159 82H161V81H158V83ZM168 82H170V81H168ZM173 82H175V81H173ZM172 82V83H173ZM198 82V81H197ZM200 82V81H199ZM81 83V82H80ZM97 83V82H96ZM103 83V82H102ZM165 83V82H164ZM194 83V82H193ZM201 84H202V82H200ZM204 83H205V81H204ZM212 83V84H213ZM257 83V82H256ZM74 84V83H73ZM84 84V83H83ZM86 84V83H85ZM90 84H92V83H90ZM101 84V83H100ZM104 84H106V83H104ZM169 84V83H168ZM190 84V83H189ZM196 84V83H195ZM228 85V86H226V85ZM159 85V84H158ZM157 85V86H158ZM166 85V84H165ZM214 85V84H213ZM249 85H251L252 86V84L251 83H249ZM248 85V86H249ZM76 86H78V85H76ZM88 86V85H87ZM91 86V85H90ZM106 86V85H105ZM161 86V85H160ZM169 86H171V85H168L167 87H169ZM198 86V85H197ZM202 86V85H201ZM206 86V85H205ZM250 86V89L252 90V88H254L255 89V85L254 86H252L251 87ZM257 86V85H256ZM95 87V86H94ZM99 87V86H98ZM103 87V86H102ZM101 87V88H102ZM159 87V86H158ZM200 87V86H199ZM211 87V86H210ZM97 88V87H96ZM100 88V87H99ZM100 88V89H101ZM157 87H155V89H156ZM162 88H163V86H162ZM201 88V87H200ZM249 88V87H248ZM104 89V88H103ZM102 89V90H103ZM138 88H136V90H137ZM206 89H208V88H206ZM205 88H204V90H206ZM211 89V88H210ZM257 89V88H256ZM255 89V90H256ZM153 90V89H152ZM215 90H216V88H215ZM247 90V89H246ZM258 90H260V87H259V89ZM126 91V90H125ZM164 91V90H163ZM200 91V92H199ZM208 91V90H207ZM248 91H249V89H248ZM156 93L158 92V91H155ZM165 92V91H164ZM252 92H254V90L252 91ZM251 92V93H252ZM258 92V91H257ZM123 93H125V92H123ZM129 93V92H128ZM127 93V94H128ZM132 93V92H131ZM138 93H140L139 91H138ZM143 93V92H142ZM166 93V94H167ZM210 93V92H209ZM249 93V92H248ZM255 93V92H254ZM253 93V94H254ZM260 93V92H259ZM126 94V93H125ZM130 94V93H129ZM141 94V93H140ZM154 94V93H153ZM152 94V95H153ZM160 94V93H159ZM131 95V94H130ZM163 95H165V93L163 94ZM212 95V94H211ZM252 95V94H251ZM128 96V95H127ZM136 96H138L137 98H135V99H139V94H137ZM144 96V95H143ZM143 96H141V97H143ZM157 96H159L158 94H157ZM165 96H167V95H165ZM133 97H134V95H133ZM214 97V96H213ZM253 97V96H252ZM264 97V96H263ZM127 98V97H126ZM129 98V97H128ZM128 98H127V100H128ZM151 98V97H150ZM149 98V99H150ZM161 98V97H160ZM171 98V97H170ZM183 98V99H184ZM255 98V97H254ZM257 98V97H256ZM262 98V97H261ZM142 99V98H141ZM156 99V98H155ZM159 99V98H158ZM162 99V98H161ZM250 99H251V97H250ZM69 100V99H68ZM131 100V99H130ZM129 100V101H130ZM143 100V99H142ZM141 100V101H142ZM146 99H144V101H145ZM153 100V99H152ZM151 100V101H152ZM180 100H181V98H180ZM255 100V99H254ZM83 101V100H82ZM86 101V100H85ZM133 100H131V102H132ZM147 101V100H146ZM145 101V102H146ZM159 101V100H158ZM168 101V100H167ZM176 101H178V100H176ZM185 101V100H184ZM114 102V101H113ZM138 102H139V100H138ZM155 102V101H154ZM163 102V101H162ZM178 102H180V101H178ZM254 102V101H253ZM81 103V102H80ZM83 103V102H82ZM116 103V102H115ZM122 103V102H121ZM148 103V102H147ZM167 103V102H166ZM170 103V102H169ZM177 103V102H176ZM182 103V102H181ZM192 103V104H193ZM255 103V102H254ZM84 104V103H83ZM112 104V103H111ZM111 104H109V105H111ZM123 104V103H122ZM125 104H126V102H125ZM130 104V103H129ZM141 104V103H140ZM165 104V103H164ZM163 104V105H164ZM186 104V103H185ZM251 104H253L252 102H251ZM73 105V104H72ZM76 105H78V104H76ZM80 105V104H79ZM114 105V104H113ZM124 105V104H123ZM135 105V104H134ZM137 105V104H136ZM135 105V106H136ZM177 105H178V103H177ZM190 105V104H189ZM254 105V104H253ZM122 106V105H121ZM120 106V107H121ZM132 105H130V107H131ZM134 106V107H135ZM141 106V105H140ZM158 104L156 105V104H154V105H152V103H150V104H146L145 106H144V109L142 110V111H147L148 113H151V114H154V112L156 113V111H158ZM183 106H184V104H183ZM194 106V105H193ZM258 106V105H257ZM80 107H81V105H80ZM85 107V106H84ZM108 107H110V106H108ZM113 106H111V108H112ZM119 107V108H120ZM133 107V108H134ZM162 107V106H161ZM170 107V106H169ZM190 107V106H189ZM191 107H192V105H191ZM196 107V106H195ZM117 108V107H116ZM115 108V109H116ZM123 108V107H122ZM139 108V107H138ZM137 108V109H138ZM262 108V107H261ZM76 109V108H75ZM90 109H92V108H90ZM131 109V108H130ZM83 110V109H82ZM117 110V109H116ZM121 110V109H120ZM124 110V109H123ZM126 110V109H125ZM128 110V109H127ZM136 110V109H135ZM167 110H169V109H167ZM172 110H173V108H172ZM177 110H178V108H177ZM103 111V110H102ZM114 111V110H113ZM119 111V110H118ZM122 111V110H121ZM131 111H134V109L133 110H131ZM141 111V112H142ZM175 111V110H174ZM188 111V110H187ZM257 111H258V109H257ZM76 113H77V111H75ZM89 112V111H88ZM91 112V111H90ZM104 112V111H103ZM107 112V111H106ZM112 112V111H111ZM115 112V111H114ZM129 112V111H128ZM136 112V111H135ZM134 112V113H135ZM162 112V111H161ZM172 112V111H171ZM180 112H181V110H180ZM71 113V112H70ZM73 113V112H72ZM83 113V112H82ZM92 113V112H91ZM130 113H132V112H130ZM137 113V112H136ZM138 113H140V110H139V112ZM143 114H145V112H142ZM165 113H166V111H165ZM178 114H179V112H177ZM188 113V112H187ZM258 113H260V112H258ZM75 114V113H74ZM81 114V113H80ZM114 114V113H113ZM133 114V113H132ZM141 114V113H140ZM162 114V113H161ZM164 114V113H163ZM189 114V113H188ZM77 115H79V114H77ZM85 115H89V114H85ZM102 115H104L103 113H102ZM101 115V116H102ZM117 115H120V114H117ZM147 115V114H146ZM146 115H145V117H146ZM150 115V114H149ZM148 115V116H149ZM155 115V114H154ZM154 115H152V117H150V118H153V116ZM175 115V114H174ZM173 115V116H174ZM180 115V114H179ZM186 115V114H185ZM196 115V114H195ZM90 116V115H89ZM97 116V115H96ZM140 116H142V115H140ZM151 116V115H150ZM172 116V117H173ZM258 116H260L259 114H258ZM115 117V116H114ZM113 117V118H114ZM136 117V116H135ZM138 117V116H137ZM144 117V116H143ZM142 117V118H143ZM157 117V116H156ZM164 117H167L166 116V114H165V116ZM163 117V118H164ZM168 117H169V115H168ZM186 117V116H185ZM189 117V116H188ZM82 118V117H81ZM96 118V117H95ZM99 118V117H98ZM109 118H112V117H109ZM108 118V119H109ZM116 118V117H115ZM118 118V117H117ZM155 118V117H154ZM160 118V117H159ZM181 118V117H180ZM183 118V117H182ZM187 118V117H186ZM190 118H191V116H190ZM86 119V118H85ZM106 119V118H105ZM120 119H123V118H120ZM149 119V118H148ZM156 119V118H155ZM161 119V118H160ZM159 119V120H160ZM170 119V118H169ZM169 119L167 118L166 120H168L169 121ZM188 119V118H187ZM192 119H193V117H192ZM195 119V118H194ZM84 120V119H83ZM96 120V119H95ZM112 120V119H111ZM114 120V119H113ZM129 120V119H128ZM132 120V119H131ZM139 120V119H138ZM174 120V119H173ZM87 121H89V120H87ZM109 121V120H108ZM107 121V122H108ZM121 121V120H120ZM123 121V120H122ZM153 121V120H152ZM178 121H180V120H178ZM86 122V121H85ZM92 122V121H91ZM95 122V121H94ZM103 122H105V121H103ZM111 122V121H110ZM114 122V121H113ZM118 122V121H117ZM135 122V121H134ZM150 122V121H149ZM156 122V121H155ZM151 123L150 122V124L148 123L147 125H144V126H141L140 124V127L138 126V127H136V123H135V129L132 131V128H133V126H132V128H129V129H131V131H129V133L128 134H130L131 135V132L132 133H137V137L139 136L138 134H142L143 133V135L144 134H149L150 133V135L149 136H151V134H154L153 136L154 137H159V136H161V139H162V143L161 144H163V146L162 145H160V147L162 146V151L163 150H167V147L169 148V142H171L172 140L170 139L171 138V136H172V134L170 133V132H168L167 131V127H169L168 125H166L167 127H165V128H167V129H165L163 126H161L162 124L165 126V123H162L161 124V122L158 124V123ZM172 122V121H171ZM184 122V121H183ZM247 123V125L246 124H244V127H240V126H242V125H240L241 123L243 124V123ZM84 122H82V124H83ZM89 123V122H88ZM88 123H86V125H89ZM98 123V122H97ZM106 123V122H105ZM115 123V122H114ZM123 123V122H122ZM122 123H118V124H122ZM127 123V122H126ZM179 123V122H178ZM191 123H193V122H191ZM81 124V125H82ZM101 124V123H100ZM108 124V123H107ZM107 124H106V126H107ZM134 124V123H133ZM145 124H146V122H145ZM161 124V125H160ZM166 124H167V122H166ZM180 124H182V123H180ZM262 125H264L263 123H261ZM86 125H84V126H86ZM169 125H171V124H169ZM179 125V124H178ZM190 125V124H189ZM188 125V126H189ZM192 125V124H191ZM194 125V124H193ZM196 125V126H197ZM240 125V126H239ZM246 125V126H245ZM83 126V125H82ZM84 126H83V128H84ZM90 126H91V123H90ZM94 126V125H93ZM113 126V125H112ZM111 126V127H112ZM129 126V125H128ZM195 126V127H196ZM237 126H239L240 128H243V130L242 131H238L237 130ZM99 127H101V126H99ZM173 127V126H172ZM180 127V126H179ZM178 127V128H179ZM191 127V126H190ZM264 127V126H263ZM262 126H261V128H263ZM93 128V127H92ZM102 128V127H101ZM100 128V129H101ZM120 128V127H119ZM124 128V127H123ZM128 128H127V130H128ZM261 128H259V129H261ZM122 129V128H121ZM239 129V128H238ZM83 130V129H82ZM109 130V129H108ZM119 130V129H118ZM125 130V129H124ZM177 129H175V131H176ZM240 130V129H239ZM263 130V129H262ZM106 131V130H105ZM110 131H112V130H110ZM169 131H170V129H169ZM223 131V132H222ZM258 131V130H257ZM260 131V130H259ZM93 132V131H92ZM177 132V131H176ZM242 132V134L240 135V133ZM122 133H123V131H122ZM126 133H127V131H126ZM256 133V132H255ZM254 133V134H255ZM264 133V132H263ZM83 134V133H82ZM90 134V133H89ZM193 134H191V135H193ZM91 135V134H90ZM113 135V134H112ZM116 135V134H115ZM122 135V134H121ZM133 135V134H132ZM135 135V134H134ZM155 135H158V136H155ZM174 135H176V134H174ZM84 136V138H86V139H89V137L87 138V136H85V135H83ZM92 136V135H91ZM124 136V135H123ZM126 136V135H125ZM127 136H129V135H127ZM142 136V135H141ZM140 136V137H141ZM148 136V135H147ZM256 136V135H255ZM260 136H264V134L263 135H261L260 134ZM114 137V136H113ZM119 137V136H118ZM118 137H117V139H118ZM121 137V136H120ZM120 137H119V139L118 140H120ZM130 137V136H129ZM128 137V138H129ZM134 137H136V136H134ZM144 137V136H143ZM145 137H146V135H145ZM93 139H94V137H92ZM125 138V137H124ZM142 138V137H141ZM172 138H174L173 139V141L172 142H174V140H176L175 139V137L174 136H172ZM202 138H203V140H202ZM137 139H139V138H137ZM136 139V140H137ZM143 139V138H142ZM145 139V138H144ZM153 139V138H152ZM151 139V140H152ZM156 139H158V138H156ZM160 139V140H161ZM196 139H194V140H196ZM90 140V139H89ZM124 140V139H123ZM136 140H135V142H136ZM255 140V141H254ZM116 141V140H115ZM114 141V142H115ZM129 141H131V140H129ZM138 141V140H137ZM139 141H140V139H139ZM158 141V140H157ZM197 141V140H196ZM220 141V142H219ZM99 142V141H98ZM113 142V143H114ZM119 141H117L116 142V145H107V146H104L105 144H102V146H98L99 144L98 143H96V144H98L97 146L98 147H91L90 145H89V147H91V148H88L89 150L90 149H92V152H93V154H94V156H95V158H98V160H99V158L100 157H103L102 158V160L104 159V158H107V159H109V157L107 156V155H109V152H111L112 150H114L115 148H116V150L119 152V153H122V151L124 150H122L121 152H120V150L121 149H119L120 148V146H121V148H124L123 146H122V143H121V145H118L117 143H118ZM121 142V141H120ZM119 142V143H120ZM123 142V141H122ZM133 142V141H132ZM176 142V141H175ZM240 142H242V141H240ZM87 143V142H86ZM140 143V142H139ZM158 143V142H157ZM95 144V145H96ZM131 144V143H130ZM129 144V145H130ZM138 144V143H137ZM175 144V143H174ZM178 144V143H177ZM176 144V145H177ZM235 144H237V142L235 143ZM241 144V143H240ZM244 144V146H242V147H244V148H246L247 146ZM249 144H248V147L249 148H247L246 150L244 149V151H242V150H233L234 148H233V146L231 147V149L233 150V151H230V153H226V155H224L223 156V160H222V158H221V160H222V162L220 161L219 163H217V162H215V161H211V162H209L208 164H206V165H204V167H202L203 165H201V168L200 167H195V168H192V170L193 171H191V174H186V175H181V176H179L178 175V173H177V177H171L170 175H167V173L166 172H163V173H165L166 175H167V177H165L166 175L164 174L163 176H164V178L162 177V180L161 179H159L158 180V182L160 181V184H161V186H162V189H163V193H167L166 195H168L169 194V196L171 197V195L173 196H175L176 198H178L177 197V194L180 192V191H185L187 188L188 189H190V191H191V188H192V186H194V184H197V187L198 186H200L201 185V187L203 188V190H204V192H206V194H204V192L201 194L200 192V195L202 196L201 198H200V196L199 195H197L198 193V191L196 192L197 194H196V196H198V198H200L201 199V201L202 200H204L205 199V197L206 196H204V195H207L212 189H214V191H215V188H218L219 190H220V192H221V194L223 193V192H231L232 194H238L239 195V193H241V192H243V191H240V185H239V183L241 182L240 180H242V182H244L243 180H245L246 181V183H244V184H246V185H248V189L247 190H249V193L251 192V193H254V194H257V195H259V197L258 198H261L262 200H264V180H263V178H264V175H263V173L261 174V173H258L257 171L259 170V169H257V171L255 170V169H251L252 168V166H251V168L249 167V162H250V160L252 159V161L253 160H255V159H253V158H255L256 156L257 157H259L258 156V153H259V155H260V158L263 156H261V154H260V152H257V146H256V151L254 150L255 149V147L254 146H252V147H254V149L252 148V147H250L249 146ZM84 145V144H83ZM117 145L119 146V147H117ZM124 145V144H123ZM126 145H128L127 143H126ZM132 145V144H131ZM135 145V144H134ZM133 145V146H134ZM193 145V144H192ZM201 145H200V147H198V148H201ZM229 145V146H230ZM239 145V144H238ZM237 145V146H238ZM243 145V144H242ZM255 145V144H254ZM258 145V144H257ZM88 146V145H87ZM125 146V145H124ZM138 146V145H137ZM172 146H174V145H172ZM171 146V147H172ZM194 146H195V144H194ZM217 146H220V144L219 145H217ZM221 146H222V144H221ZM228 146V147H229ZM235 146V145H234ZM246 146V147H245ZM79 147V146H78ZM82 148H85V151H86V146H81ZM187 147V146H186ZM193 147V146H192ZM264 147V146H263ZM119 150H118V149ZM128 148V147H127ZM133 148V147H132ZM182 148H183V146H182ZM194 148V147H193ZM197 148V147H196ZM221 148V147H220ZM226 148V147H225ZM235 148H236V146H235ZM239 148V147H238ZM72 149H73V146H72ZM134 149V148H133ZM139 149H141V148H139ZM171 149V148H170ZM178 149V148H177ZM184 149H186V148H184ZM218 149V148H217ZM230 149V150H231ZM75 150V149H74ZM115 150V151H116ZM183 150V149H182ZM181 150V151H182ZM200 150V149H199ZM220 149H218V150H216V153H217V151H219ZM223 150V149H222ZM228 150V149H227ZM69 151V150H68ZM84 151V150H83ZM82 151V152H83ZM136 151V150H135ZM145 151V150H144ZM155 151V150H154ZM153 151V152H154ZM158 151V150H157ZM175 151V150H174ZM173 151V152H174ZM184 151V150H183ZM198 151V150H197ZM202 151H204V150H202ZM261 151V150H260ZM82 152H80V153H82ZM87 152H89V151H87ZM86 152V153H87ZM113 152V151H112ZM152 152V153H153ZM172 152V153H173ZM176 152V151H175ZM200 152H201V150H200ZM199 152V154L201 155V154H203V153H200ZM206 152H204V153H206ZM222 152V151H221ZM225 152H229V151H225ZM263 152V151H262ZM71 153V152H70ZM76 153H78V152H76ZM90 153V152H89ZM108 153V154H107ZM134 153H136V152H134ZM138 153V152H137ZM159 153V152H158ZM171 153V154H172ZM184 153V152H183ZM219 153V152H218ZM73 155L75 154V152L74 153H72ZM84 154V153H83ZM92 154V153H91ZM112 154V153H111ZM110 154V155H111ZM142 154V153H141ZM171 154H170V156H171ZM175 154V153H174ZM177 154L178 153H176V155H173V156H171V157H169L168 159H169V162L168 163H170V166L171 167H178V165H181V167L184 165L185 166V164L188 162V161H183V156L182 157H180L181 155H179L178 156V158L180 157V159L182 158V161H183V163H177V162H175V158H176V156H177ZM180 154H182L181 152H180ZM185 154H187V153H185ZM190 154H191V152H190ZM197 154V153H196ZM208 154V153H207ZM257 154V155H256ZM68 155V154H67ZM72 155V156H73ZM120 155V154H119ZM132 155V154H131ZM146 155H147V153H146ZM145 155V156H146ZM156 155V154H155ZM160 155V154H159ZM161 155H162V152H161ZM167 155H168V153H167ZM184 155V154H183ZM198 155V154H197ZM200 155L198 156V157H200ZM212 155V154H211ZM213 155H215V153H213ZM220 155V154H219ZM88 156H89V154H88ZM87 156V157H88ZM93 156V155H92ZM113 156V155H112ZM111 156V157H112ZM117 156V155H116ZM116 156H114V157H116ZM125 156V155H124ZM140 156H142V155H140ZM139 156V157H140ZM185 156V155H184ZM204 156H205V154H204ZM90 157V156H89ZM148 157V156H147ZM160 157V156H159ZM164 157H165V155H164ZM168 157V156H167ZM208 157V156H207ZM210 157V156H209ZM212 157V156H211ZM217 157V156H216ZM264 157V156H263ZM94 158V157H93ZM93 158H91V159H93ZM113 158V157H112ZM112 158H110V159H112ZM133 158V157H132ZM132 158H130V159H132ZM143 158V157H142ZM161 159H162V157H160ZM186 158V157H185ZM184 158V159H185ZM189 158V157H188ZM192 158V157H191ZM220 158V157H219ZM101 159V158H100ZM107 159H104V160H106L107 161ZM117 159V158H116ZM120 159V158H119ZM129 159V158H128ZM145 159V158H144ZM159 159V158H158ZM194 159V158H193ZM256 159H258V158H256ZM95 161L97 160V159H94ZM97 160V161H98ZM113 161L115 160V158L114 159H112ZM135 160V159H134ZM133 160V161H134ZM160 160V159H159ZM178 160V159H177ZM192 160V159H191ZM195 160V159H194ZM199 160V159H198ZM206 160V159H205ZM261 160V159H260ZM111 161V160H110ZM133 161H131V162H133ZM136 161V160H135ZM165 161V160H164ZM166 161H167V159H166ZM196 161V163H197V160H195ZM195 161L193 162V163H190V164H188L187 163V166H189V167H191L190 165H194V163H195ZM85 162V161H84ZM87 162V161H86ZM103 162V161H102ZM120 162H121V160H119V161H117V162H115L116 164V166H119V164H120ZM126 162V161H125ZM130 162V161H129ZM128 162V163H129ZM160 162V161H159ZM185 162V163H184ZM199 162V161H198ZM207 162H208V160H207ZM89 163V162H88ZM91 163V162H90ZM97 163V162H96ZM96 163H94L93 165H96ZM100 163V161H98V164ZM106 163V162H105ZM110 163H112V162H110ZM254 163V162H253ZM256 163V162H255ZM97 164V165H98ZM122 164V163H121ZM132 164V163H131ZM130 164V165H131ZM134 164V163H133ZM258 164H260V163H258ZM87 165V164H86ZM91 165V164H90ZM105 165V164H104ZM107 165V164H106ZM104 166V169L105 170H103L102 172H99V171H94L93 169H91L90 171L92 172V170H93V174L96 176V184H97V182H98V184H104L105 183V180H107L106 179V176L109 174V173H113L114 172V170L116 169V168H114V162H113V164H109V165H107V166ZM111 165H112V167H111ZM128 165V164H127ZM164 165H168L167 164V162L166 163H164ZM92 166V165H91ZM103 166V165H102ZM115 166V167H116ZM159 166H163V165H159ZM170 166H167L168 168L170 167ZM255 166V165H254ZM253 166V167H254ZM88 167V166H87ZM123 167V166H122ZM121 167V168H122ZM131 167V166H130ZM170 167V168H171ZM173 167V168H174ZM181 167H178V168H181ZM192 167H194V166H192ZM90 168V167H89ZM88 168V169H89ZM119 168V167H118ZM117 168V169H118ZM124 168V167H123ZM160 168V167H159ZM163 168V167H162ZM161 168V169H162ZM261 168V167H260ZM96 169H97V167H96ZM101 169H103V168H101ZM125 169V168H124ZM131 169V168H130ZM175 169V168H174ZM174 169H172V170H174ZM190 169V168H189ZM129 170V169H128ZM137 170V169H136ZM182 170V169H181ZM183 170H184V168H183ZM182 170V171H183ZM188 170V167H187V169H186V171ZM113 171V172H112ZM122 171V170H121ZM125 171V170H124ZM138 171V170H137ZM165 171V170H164ZM181 171V172H182ZM189 171V170H188ZM118 172V171H117ZM172 172V171H171ZM177 172V171H176ZM260 172V171H259ZM137 173V172H136ZM183 173V172H182ZM110 174V175H111ZM170 174V173H169ZM110 175L108 176V177H110ZM116 176H117V178H118V175L119 174H115ZM121 175V174H120ZM131 175V174H130ZM129 175V176H130ZM140 175H141V173H140ZM139 175V176H140ZM173 175H174V173H173ZM123 176H124V174H123ZM139 176H138V178H139ZM168 176H170V177H168ZM125 177V176H124ZM132 177V176H131ZM136 177V176H135ZM116 178V179H117ZM120 178H118L117 180H119ZM125 179V178H124ZM131 180V182L133 181V179L131 178L130 179ZM136 180V179H135ZM135 180H134V182H135ZM143 180V179H142ZM114 181V180H113ZM107 182V181H106ZM114 182H116V180L114 181ZM114 182H112V184L113 185H115L114 184ZM120 182V181H119ZM136 182H141V181H136ZM142 182H144V180L142 181ZM157 182V183H158ZM109 183H111V181L109 182ZM117 183V182H116ZM124 183V182H123ZM123 183H122V185H123ZM157 183H156V186H157ZM97 184V185H98ZM111 184V185H112ZM129 184H130V182H129ZM133 184V186H134V184L135 183H132ZM137 184V183H136ZM135 184V185H136ZM112 185V186H113ZM131 185V184H130ZM138 185V184H137ZM139 185H142V184H139ZM138 185V186H139ZM204 187H203V186ZM242 185V184H241ZM77 186H79V185H77ZM125 186H126V184H125ZM129 186V185H128ZM132 186V185H131ZM131 186L129 187L130 189H131ZM132 186V187H133ZM186 186H190V187H186ZM196 186V185H195ZM194 186V187H195ZM243 186V185H242ZM85 187V186H84ZM83 187V188H84ZM107 187V186H106ZM105 187V188H106ZM115 186H113V188H114ZM120 187V186H119ZM127 187V186H126ZM184 187H186V189H183ZM193 187V188H194ZM245 187V186H244ZM79 188V187H78ZM87 188H89V187H87ZM99 188V187H98ZM103 188V187H102ZM101 188V189H102ZM124 189H125V187H123ZM200 188V187H199ZM201 188V189H202ZM81 189V188H80ZM100 189V190H101ZM133 189V188H132ZM156 189V188H155ZM245 189V188H244ZM78 190V189H77ZM76 190V191H77ZM105 190V189H104ZM117 190H118V188H117ZM159 190V189H158ZM196 190V189H195ZM195 190H194V192H195ZM219 190L217 191V193L219 192ZM246 190V189H245ZM247 190L245 191V192H247ZM86 191V190H85ZM90 191V190H89ZM91 191H92V189H91ZM90 191V192H91ZM106 191V190H105ZM187 192H188V190H186ZM97 192V191H96ZM102 192V191H101ZM192 192V191H191ZM219 192V193H220ZM79 192H77V194H78ZM81 193V192H80ZM88 193V192H87ZM154 193H155V191H154ZM190 192H188V194H189ZM214 193V192H213ZM224 193V194H225ZM86 194V193H85ZM89 194H92V193H89ZM89 194H88V197H89ZM102 194V193H101ZM117 194V193H116ZM121 194H123V193H121ZM124 194H125V192H124ZM127 194H128V192H127ZM181 194V193H180ZM184 194V193H183ZM215 194V193H214ZM244 194V193H243ZM248 194V193H247ZM80 195V194H79ZM95 195H98V194H95ZM105 195V194H104ZM114 195V194H113ZM190 195V194H189ZM192 195V194H191ZM195 195V194H194ZM210 195V194H209ZM220 195V194H219ZM223 195V194H222ZM221 195V196H222ZM251 195V194H250ZM256 195V196H257ZM72 196V195H71ZM73 196H75V195H73ZM80 196H82V194L80 195ZM112 196V195H111ZM121 198H117L116 197V199H117V201H115L116 202V204H115V207H119L120 208V211L121 210H125L126 208H128V205H127V203H126V201L123 199V198H125L124 196H123V198H122V196L121 195H119ZM128 196V195H127ZM174 196H173V198H174ZM181 196V195H180ZM183 196V195H182ZM196 196H194V197H196ZM216 196V195H215ZM215 196H214V198H215ZM225 196V195H224ZM228 196V194L226 195V197ZM243 196V195H242ZM247 196H249V195H247ZM252 196V195H251ZM254 196V195H253ZM252 196V197H253ZM84 197H87V196H84ZM95 197V196H94ZM110 197V196H109ZM169 197V199H170V202H171V198ZM191 197V196H190ZM211 197V196H210ZM209 197V198H210ZM255 197V196H254ZM95 198H98V197H95ZM164 198V197H163ZM166 198V197H165ZM163 199V202H165L164 200H167V199ZM185 198V199H184ZM183 199L184 200H186V197H184ZM193 198V197H192ZM208 198V197H207ZM219 198V197H218ZM231 198H233V196L231 197ZM236 198H241L240 196H236ZM248 198H251L250 196L248 197ZM247 198V199H248ZM257 198V197H256ZM82 198L80 197V200H81ZM85 199V198H84ZM87 199V198H86ZM159 199V198H158ZM175 199V198H174ZM173 199V200H174ZM212 199V198H211ZM223 199V198H222ZM225 199V198H224ZM243 199H246L245 198V196H243ZM72 200V199H71ZM74 200V199H73ZM78 200V199H77ZM79 200V201H80ZM88 200V199H87ZM104 200V199H103ZM160 201H161V199H159ZM158 200V201H159ZM176 200V199H175ZM178 200H179V198H178ZM188 200V199H187ZM192 200V199H191ZM214 200V199H213ZM212 200V201H213ZM220 201L221 199H217V201ZM234 200H235V198H234ZM251 200V199H250ZM258 200V199H257ZM256 200V201H257ZM89 201V200H88ZM101 201V200H100ZM108 201V200H107ZM111 201V200H110ZM131 201V200H130ZM147 201V200H146ZM159 201V202H160ZM195 201V200H194ZM200 201V200H199ZM200 201V202H201ZM205 201H207V200H204V202ZM222 201H224V200H222ZM235 201H238L237 199L235 200ZM253 201V200H252ZM63 202V201H62ZM65 202V201H64ZM78 202V201H77ZM98 202V201H97ZM96 202V203H97ZM178 202H181V201H178ZM203 202V201H202ZM209 202V201H208ZM241 202V201H240ZM243 202H245V201H243ZM242 202V203H243ZM262 202V201H261ZM66 203V202H65ZM82 203V202H81ZM84 203V202H83ZM106 203V202H105ZM113 203H114V201H113ZM132 202H129V204H131ZM169 203V202H168ZM175 204H173V201H172V203H170L171 204V206H172V204L173 205H176V201L174 202ZM196 203V202H195ZM217 203V202H216ZM221 203V202H220ZM225 203H226V200H225ZM232 203V202H231ZM242 203H241V205H242ZM248 203V202H247ZM253 203V202H252ZM255 203V202H254ZM74 204V203H73ZM102 204H103V202H102ZM110 204V203H109ZM145 204V203H144ZM163 204V203H162ZM185 204V203H184ZM192 204V203H191ZM200 204L201 203H199L198 202V205L200 206ZM203 205L205 204V203H202ZM238 204H240V203H238ZM260 204V203H259ZM62 205V204H61ZM60 205V206H61ZM71 205V204H70ZM104 205V204H103ZM107 205V204H106ZM114 205V204H113ZM206 205V204H205ZM221 205V204H220ZM219 205V206H220ZM226 205V204H225ZM249 205V204H248ZM261 206H259V208H256V209H258L256 212H255V214L258 212V213H261V214H263L264 213V203L263 204H260ZM64 206V205H63ZM78 206V205H77ZM77 206H75V207H77ZM94 206V205H93ZM92 206V207H93ZM144 206V205H143ZM151 206H153V203H152V205ZM150 206V207H151ZM156 206V205H155ZM168 206H169V204H168ZM170 206V207H171ZM177 206V205H176ZM192 206V205H191ZM197 206V205H196ZM195 206V207H196ZM217 206V205H216ZM218 206V207H219ZM223 206V205H222ZM221 206V207H222ZM238 206V205H237ZM246 206H247V204H246ZM65 207V206H64ZM69 207V206H68ZM74 207V206H73ZM101 207V206H100ZM112 207V206H111ZM132 207H133V205H132ZM158 207H159V204H158ZM173 207V206H172ZM179 207V206H178ZM177 207V208H178ZM184 207H185V205H184ZM183 207V208H184ZM200 207H203V209H204V206H200ZM206 207H207V205H206ZM217 207V208H218ZM244 207H245V205H244ZM248 207V206H247ZM247 207H245V208H247ZM256 207V206H255ZM62 208V209H61ZM143 208V207H142ZM156 208V207H155ZM160 208V207H159ZM176 207H174V209H175ZM176 208V209H177ZM187 208H189V207H187ZM194 208V207H193ZM208 208H209V205H208ZM235 208V207H234ZM237 208V207H236ZM235 208V209H236ZM240 206H238V213L240 212ZM241 208H243V207H241ZM57 208H55L53 211L55 212L54 214H57L58 216L59 215H63V216H67L66 214H70V216H71V210L69 209V210H64V208L63 207H60V209L61 210H59V207H58V210H59V212H57V210H56ZM66 209V208H65ZM68 209V208H67ZM108 209V208H107ZM117 210H119L118 208H116ZM116 209H114V210H116ZM129 209V208H128ZM149 209V208H148ZM165 209V206H164V208L162 209V210H164ZM168 209V208H167ZM172 209V208H171ZM185 209V208H184ZM191 209H192V207H191ZM195 209V208H194ZM223 209V208H222ZM225 209V208H224ZM234 209V210H235ZM244 209V208H243ZM102 210V209H101ZM106 210V209H105ZM156 211H157V209H155ZM161 210V209H160ZM173 210V209H172ZM178 210H179V208H178ZM177 210V211H178ZM220 210V209H219ZM218 210V211H219ZM231 210V209H230ZM230 210L228 209V207H227V211H229V213L228 214H230ZM246 210V209H245ZM248 210V209H247ZM251 211H252V209H250ZM254 210V209H253ZM95 212V210L94 209H92V213H94ZM127 211V210H126ZM180 211H181V209H180ZM192 211V210H191ZM187 212L188 214H191V213H195L196 211L195 210H193L192 212ZM199 211V210H198ZM223 211V210H222ZM221 211V212H222ZM237 211V210H236ZM235 211V212H236ZM250 211V213L252 214V212ZM73 212V211H72ZM97 212H99V211H97ZM104 212V211H103ZM107 212V211H106ZM116 212V211H115ZM129 212V211H128ZM162 213L164 212V211H161ZM167 212H170V209H169V211L167 210ZM167 212H166V214L165 215H167ZM201 212H204V210L202 211V208H201ZM226 212V211H225ZM232 212H233V210H232ZM263 212V213H262ZM108 213H109V210H108ZM150 213V212H149ZM172 213V212H171ZM180 213V212H179ZM234 213V212H233ZM233 213H232V215H233ZM241 213H243V211L241 212ZM246 213V212H245ZM248 213V212H247ZM246 213V214H247ZM253 213H254V211H253ZM54 214H52V215H54ZM91 214V213H90ZM106 214V213H105ZM112 214V213H111ZM110 214V215H111ZM116 215H117V213H115ZM151 214H153L152 212H151ZM169 214L170 213H168V216H169ZM181 214V213H180ZM198 214V213H197ZM200 214V213H199ZM197 215L198 216V218L199 217H202V216H200V215ZM205 214V213H204ZM219 214H220V212H219ZM226 214V213H225ZM235 214V213H234ZM51 215V216H52ZM56 215V216H57ZM72 215H73V213H72ZM113 215V214H112ZM149 215V214H148ZM163 215V214H162ZM171 215H173V214H171ZM182 215V214H181ZM212 215H213V213H212ZM215 215V214H214ZM223 215V214H222ZM221 215V216H222ZM250 214H248V216H249ZM253 215V214H252ZM251 215V216H252ZM257 215V214H256ZM264 215V214H263ZM70 216H68V217H70ZM96 216V215H95ZM94 216V217H95ZM147 216V215H146ZM159 216H161V215H159ZM167 216V217H168ZM190 216H192V214L190 215ZM195 216V215H194ZM204 216V215H203ZM216 216V215H215ZM229 216V215H228ZM245 217L247 216V215H244ZM257 216H259V215H257ZM54 217V216H53ZM62 217V216H61ZM73 217V216H72ZM71 217V218H72ZM109 217V216H108ZM107 217V218H108ZM112 217V216H111ZM119 217V216H118ZM158 217V216H157ZM162 217H164V215L162 216ZM206 217V216H205ZM212 217V216H211ZM224 217V216H223ZM264 217V216H263ZM97 218V217H96ZM103 218H106V217H103ZM159 218H161V217H159ZM178 218V217H177ZM186 218V217H185ZM198 218H197V220H198ZM213 218H214V216H213ZM226 218H227V216H226ZM249 218H250V216H249ZM254 218H256L257 219V217L255 216ZM254 218H252V219H250V220H252V222L253 223H251V224H253V225H251V231H249V233H250V236H249V233H248V236L249 237H247L248 239H245V240H242L243 242V245H242V247L244 246V248H243V250L245 251V253H244V251L242 252V255H245L246 253H250L249 255H247L248 256V258H250V257H252V258H254V257H257V256H259V261H260V263H261V261H262V259H261V255L260 254H262L263 253V256H264V249L262 248V247H260L259 246V244H257L258 242H259V239L261 240V236L260 235H262L261 234V226H262V224H261V226H260V224L258 225V223H256L257 222V220H254ZM49 219H51L50 217H49ZM56 219V218H55ZM90 219V218H89ZM99 219V218H98ZM189 219V218H188ZM190 219H194L193 217L192 218H190ZM195 219H196V217H195ZM203 219V218H202ZM230 219V218H229ZM239 219V218H238ZM245 219V218H244ZM247 219H248V217H247ZM260 219V218H259ZM259 219H258V222H259ZM262 219V218H261ZM52 220V219H51ZM92 220V219H91ZM97 220V219H96ZM99 220H101V222L103 221L102 219H99ZM109 221H112V223H113V221L115 220V218L113 219V218H111V219H108ZM161 220H162V218H161ZM163 220H164V218H163ZM184 220V219H183ZM216 220V219H215ZM47 221V220H46ZM68 221H70V220H67V224H68ZM72 221V220H71ZM95 221V220H94ZM115 221H117V219L115 220ZM114 221V222H115ZM119 221H122V220H119ZM159 221H160V219H159ZM158 221V222H159ZM200 221V220H199ZM198 221V222H199ZM221 221V220H220ZM219 221V222H220ZM225 221H226V219H225ZM233 221V220H232ZM235 221V220H234ZM237 221V220H236ZM255 221V222H254ZM57 222V221H56ZM60 222V221H59ZM58 222V223H59ZM91 222V221H90ZM100 222V223H101ZM118 222V221H117ZM125 222V221H124ZM161 222H163V221H161ZM160 222V223H161ZM194 222V221H193ZM197 222V223H198ZM207 222V221H206ZM241 222H246V221H241ZM241 222H238L237 221V224H239V225H241ZM249 222V221H248ZM262 222V221H261ZM260 222V223H261ZM52 223V222H51ZM55 223V222H54ZM89 223V222H88ZM92 224H93V222H91ZM95 223V222H94ZM97 223H98V221H97ZM103 223H105V222H103ZM185 223H187V222H185ZM184 223V224H185ZM189 223H192V221L190 220V222ZM188 223V224H189ZM223 223H225V222H223ZM229 223H231L230 221H229ZM233 223V222H232ZM250 223V222H249ZM91 224V225H92ZM102 224V223H101ZM101 224H100V227L99 228H101L102 226H101ZM122 224V223H121ZM121 224H120V227H121ZM124 224V223H123ZM158 225H159V223H157ZM161 224H163V223H161ZM183 224V225H184ZM199 224V223H198ZM201 224H202V222H201ZM200 224V225H201ZM220 224H222V223H220ZM264 224V223H263ZM44 225V224H43ZM47 225V224H46ZM53 225V224H52ZM56 225V224H55ZM94 225V224H93ZM97 225V224H96ZM95 225V226H96ZM105 225V224H104ZM110 225V224H109ZM116 225V224H115ZM173 225V224H172ZM182 225V224H181ZM190 226H191V224H189ZM193 225V224H192ZM233 225V224H232ZM40 226V225H39ZM51 226V225H50ZM49 226V227H50ZM95 226H94V228H95ZM99 226V225H98ZM122 226H124V225H122ZM156 226V225H155ZM188 226V225H187ZM193 226H196L195 224L193 225ZM213 226V225H212ZM234 226V225H233ZM47 227V226H46ZM58 227V226H57ZM81 227V226H80ZM119 227V226H118ZM163 227V226H162ZM197 227H198V225H197ZM201 227H204L203 226V224L201 225ZM207 227V226H206ZM214 227V226H213ZM218 227V226H217ZM79 228V227H78ZM84 228V227H83ZM90 228V227H89ZM107 228V227H106ZM116 228V227H115ZM160 228V227H159ZM181 228V227H180ZM188 228V227H187ZM190 228V227H189ZM188 228V229H189ZM191 228H192V226H191ZM196 228V227H195ZM237 228V227H236ZM248 228V229H249ZM39 229H40V227H39ZM43 229H46V228H43ZM50 229H53V228H50ZM55 229V228H54ZM69 229H71V228H69ZM73 229V228H72ZM91 229H93L92 227H91ZM102 229H103V227H102ZM101 229V230H102ZM105 229V228H104ZM114 229V228H113ZM156 229V228H155ZM158 229V228H157ZM157 229H156V232H157ZM172 229V228H171ZM173 229H175V228H173ZM177 229V228H176ZM193 229V228H192ZM197 229V228H196ZM204 229H205V227H204ZM233 229V228H232ZM231 229V230H232ZM245 229H246V225H245ZM264 229V228H263ZM41 230H42V228L40 229V231L38 230V232H41ZM182 230H184L183 229V227H182ZM198 230H201V229H199L198 228ZM211 230V229H210ZM217 230V229H216ZM235 230V229H234ZM43 231V230H42ZM47 231H48V229H47ZM52 231V230H51ZM54 231V230H53ZM56 231V230H55ZM72 231V230H71ZM90 231V230H89ZM106 231V230H105ZM120 231V230H119ZM194 231H195V229H194ZM203 231V230H202ZM212 231V230H211ZM233 231V230H232ZM243 231V230H242ZM241 231V232H242ZM246 231V230H245ZM264 231V230H263ZM34 232V231H33ZM37 232V233H38ZM75 232V231H74ZM78 232V231H77ZM94 232V231H93ZM118 232V231H117ZM184 232H186V231H184ZM235 233H236V230L234 231ZM238 232L240 233V230L239 231H237V234H238ZM44 233V231L41 233V235ZM51 233V232H50ZM54 233V232H53ZM106 233V232H105ZM110 233V232H109ZM155 233V232H154ZM183 233V232H182ZM181 232L179 233V231H178V235L179 234H182ZM204 233V232H203ZM208 233V232H207ZM214 233V232H213ZM225 233V232H224ZM36 234V233H35ZM48 234V233H47ZM87 234H88V232H87ZM92 234V233H91ZM111 234H113V232L111 233ZM169 234V233H168ZM174 234V233H173ZM176 234V233H175ZM210 234V233H209ZM216 234V233H215ZM219 234V233H218ZM230 234H231V232H230ZM241 234V233H240ZM244 234V233H243ZM247 234V233H246ZM264 234V233H263ZM44 235V234H43ZM95 235V234H94ZM154 235V234H153ZM183 235V234H182ZM226 235H227V233H226ZM232 235V234H231ZM235 235V234H234ZM242 235V234H241ZM259 235V236H258ZM45 237H46V234L44 235ZM48 236V235H47ZM51 236V235H50ZM50 236H48V237H50ZM56 236V235H55ZM84 236H86V235H84ZM98 236H101V235H98ZM114 236V235H113ZM177 236V235H176ZM221 236H223V234L221 235ZM233 236V235H232ZM232 236H230V237H232ZM83 237V236H82ZM102 237H104V236H102ZM111 237V236H110ZM151 237H152V234H151ZM172 237V236H171ZM212 237V236H211ZM223 237H225V235L223 236ZM240 237V236H239ZM245 237V238H246ZM261 237V238H260ZM79 238V237H78ZM81 238V237H80ZM89 238V237H88ZM96 238V237H95ZM148 238V237H147ZM150 238V237H149ZM174 238V237H173ZM172 238V239H173ZM177 238H178V236H177ZM210 238V237H209ZM226 238V237H225ZM233 238V237H232ZM236 238V237H235ZM238 238V237H237ZM241 239L242 238H244L243 236H241L240 237ZM240 238H238V239H240ZM34 239V238H33ZM54 239V238H53ZM82 239V238H81ZM80 239V240H81ZM93 239V238H92ZM101 239V238H100ZM146 239V238H145ZM151 239V238H150ZM150 239H149V241H150ZM172 239H170V241L172 240ZM208 239V238H207ZM212 239V238H211ZM216 239V238H215ZM214 239V240H215ZM231 239V238H230ZM240 239V240H241ZM37 240V239H36ZM55 240V239H54ZM53 240V241H54ZM79 239L77 240V242L78 241H80ZM86 240V239H85ZM148 240V239H147ZM174 240V239H173ZM178 240H179V238H178ZM240 240H238V241H240ZM35 241V240H34ZM33 241V242H34ZM48 241V240H47ZM82 241H84L83 239H82ZM127 241V240H126ZM163 241V240H162ZM168 241V240H167ZM169 241V242H170ZM175 241V240H174ZM231 242L230 243H232V241H234V240H230ZM238 241H235V242H238ZM37 242V241H36ZM76 242V241H75ZM164 242V241H163ZM169 242H167V244H163L162 246L160 245V246H156L157 248H155V249H153V250H151V251H153V257H154V259L155 260H152V261H158V263H160L161 264V262H163L164 261V258H167V257H169V255L167 256V257H164L163 258V256H165L164 254H167V253H165V250H167L166 252H168V250H169V248L170 249H172L171 247H172V243L171 244H168ZM180 242H182V240L180 241ZM180 242H179V244H180ZM207 242H208V240H207ZM211 242H213V241H211ZM228 242H229V239H228ZM39 243V242H38ZM51 243V242H50ZM54 243V242H53ZM83 243H86V242H83ZM88 243V242H87ZM93 243V242H92ZM127 243V242H126ZM144 243V242H143ZM176 244H177V242H175ZM239 243V242H238ZM241 243V244H242ZM261 243V242H260ZM33 244V243H32ZM43 244V243H42ZM81 244V243H80ZM133 244V243H132ZM207 244V243H206ZM206 244L205 245H203V246H206ZM216 244H218V243H216ZM228 244V243H227ZM232 244H234V243H232ZM36 245V244H35ZM34 245V246H35ZM56 245V244H55ZM65 245V244H64ZM79 245V242L77 243V246ZM83 245V244H82ZM82 245H79L80 247H78V248H82V249H87V248H85V247H83ZM88 245H90V243L88 244ZM103 245V244H102ZM120 245V244H119ZM125 245V244H124ZM129 245V244H128ZM169 245V246H168ZM221 245V244H220ZM237 245V244H236ZM261 245V244H260ZM264 245V243L262 244V246ZM85 246V245H84ZM110 246V245H109ZM176 246H178V244L176 245ZM221 246H223V245H221ZM228 246H230V245H228ZM32 248H33V245L31 246ZM40 247V246H39ZM42 247V246H41ZM55 247V246H54ZM57 247V246H56ZM63 247V246H62ZM94 247V246H93ZM102 246H100V249L102 250L103 249V247L101 248ZM169 247V248H168ZM174 247V246H173ZM218 247V246H217ZM238 247H239V244H238ZM242 247H240V249L242 248ZM44 248H46L45 246H44ZM48 248V247H47ZM50 248V247H49ZM60 248V247H59ZM58 248V249H59ZM66 248H68L67 246H66ZM95 248V247H94ZM98 248V247H97ZM111 248H112V246H111ZM117 248V247H116ZM120 248V247H119ZM132 248H133V246H132ZM165 248H167V249H165ZM175 248V247H174ZM173 248V249H174ZM178 248V247H177ZM205 248V247H204ZM213 248V247H212ZM224 248V247H223ZM36 250H37V248H35ZM40 249V248H39ZM61 249V248H60ZM62 249H64V248H62ZM61 249V250H62ZM82 249H80V250H82ZM90 249H92V247L91 248H89V250ZM96 249V248H95ZM100 249L98 250V251H100ZM109 249V248H108ZM130 249H131V247H130ZM135 249H137V248H135ZM172 249V250H173ZM207 249V248H206ZM237 249V248H236ZM239 249V248H238ZM28 250H30V254H31V248L30 249H28ZM34 250V249H33ZM36 250H34V251H36ZM43 250V249H42ZM56 250V249H55ZM79 250V249H78ZM79 250V251H80ZM89 250H85L84 252L87 254V251H89ZM97 250V249H96ZM111 250V249H110ZM208 250V249H207ZM213 250V249H212ZM226 250V249H225ZM234 250H235V248H234ZM45 251H47V250H45ZM49 251V250H48ZM58 251V250H57ZM75 250H73V252H74ZM83 251V250H82ZM81 251V252H82ZM103 251V250H102ZM126 251V250H125ZM128 251H129V249H128ZM130 251H133L132 249L130 250ZM150 251V252H151ZM174 251V250H173ZM177 251V250H176ZM180 251H181V249H180ZM214 251V250H213ZM221 251V250H220ZM219 251V252H220ZM229 251H231V250H229ZM236 251V250H235ZM23 252H25V250L23 251ZM37 252V251H36ZM66 252H67V250H66ZM204 252H206L205 250H204ZM218 252V253H219ZM27 253H29V251L27 252ZM34 253V252H33ZM45 253V252H44ZM75 253H77V251H75ZM90 253V252H89ZM123 253V252H122ZM128 253V252H127ZM164 253V254H163ZM168 253H170V252H168ZM172 253V252H171ZM175 254L174 255H176V252H174ZM198 253V252H197ZM203 253V252H202ZM201 253V254H202ZM210 253L212 254V252H211V250H210ZM215 253V252H214ZM217 253V252H216ZM223 253H224V251H223ZM229 253V252H228ZM231 253V252H230ZM233 253V252H232ZM244 253V254H243ZM24 254V253H23ZM54 254V253H53ZM62 254H64L63 252H62ZM61 254V255H62ZM68 254V253H67ZM66 254V255H67ZM69 254H71V253H69ZM81 254V253H80ZM103 254H105V252H101L100 254H99V257H102V255ZM143 254V253H142ZM234 254H235V252H234ZM237 254V253H236ZM239 254V253H238ZM238 254H237V256L236 257H239L240 255H241V253L239 254V256H238ZM46 255V254H45ZM51 255V254H50ZM60 255V254H59ZM74 255V254H73ZM84 255V254H83ZM82 254H81V256H83ZM93 255V254H92ZM128 255V254H127ZM149 255V253L147 254V256ZM163 255V256H162ZM174 255H172V256H174ZM204 255V254H203ZM219 255V254H218ZM228 255V254H227ZM242 255L240 256V258L242 257ZM251 255V256H250ZM253 255V256H252ZM257 255V256H256ZM31 255H29V257H30ZM70 256H72V255H70ZM70 256H68V257H70ZM76 256V255H75ZM75 256H73V257H75ZM85 256V255H84ZM144 256H146V254H144ZM34 256L32 255V258H33ZM36 257V256H35ZM42 257V256H41ZM47 257V256H46ZM89 257V256H88ZM92 257V256H91ZM129 257H130V255H129ZM141 257V256H140ZM143 257V256H142ZM150 257V256H149ZM148 257V258H149ZM219 257V256H218ZM49 258H51V259H49ZM57 258H58V256H57ZM60 258V257H59ZM61 258H64V257H62L61 256ZM71 258V257H70ZM80 258V257H79ZM82 258V257H81ZM84 258V257H83ZM86 258V257H85ZM125 258V257H124ZM123 257L121 258V256L120 257H118L117 255H113V254H111V255H108V254H106L105 256H104V258H103V261H97V262H89L88 264H114V263H117V261H121L122 259H124ZM128 258V257H127ZM126 258V259H127ZM147 258V259H148ZM162 258H163V260H162ZM222 258V257H221ZM224 258V257H223ZM226 258V257H225ZM228 258V257H227ZM239 258V260H241ZM263 259H264V257H262ZM37 259V258H36ZM42 259V258H41ZM41 259H40V263L43 261H41ZM44 259V258H43ZM88 259V258H87ZM125 259V260H126ZM142 259V258H141ZM141 259H139V260H141ZM145 259V258H144ZM150 259V258H149ZM232 259H237V258H232ZM257 259H258V257H257ZM31 261H32V259H30ZM29 260V261H30ZM48 261L49 262V260H50V262H49V264L50 263H54V258L53 257H48V258H46L45 259V261ZM63 260V259H62ZM67 260V259H66ZM221 260V259H220ZM227 260V259H226ZM238 260V259H237ZM237 260H235L237 263H238V261ZM243 260H245V259H243ZM242 260V261H243ZM28 261V260H27ZM30 261V262H31ZM44 261V264L47 262H45ZM57 261H59L58 259H57ZM57 261H56V263H57ZM69 261V260H68ZM79 261H81V260H79ZM83 261V260H82ZM129 261V260H128ZM142 261H143V259H142ZM166 261V260H165ZM225 261V260H224ZM229 261V260H228ZM233 261V260H232ZM231 261V262H232ZM235 261H233V264H235L236 262ZM242 261L240 262V264L242 263ZM21 262V261H20ZM39 262V261H38ZM47 262V263H48ZM262 262H264V261H262ZM25 263H27V262H25ZM32 263V262H31ZM43 263V262H42ZM64 263V262H63ZM126 263V262H125ZM125 263H122V261L119 263V264H125ZM128 263V262H127ZM164 263V262H163ZM166 263V262H165ZM228 263V262H227ZM226 263V264H227ZM236 263V264H237ZM259 263V262H258ZM259 263V264H260ZM23 264H24V261H23ZM58 264V263H57ZM68 264V263H67ZM230 264V263H229Z\"/></svg>",
	"mask_w": 264,
	"mask_h": 264
}]
</instances>
